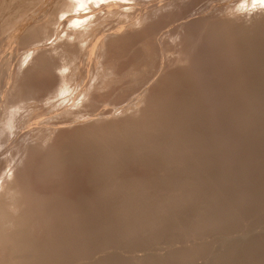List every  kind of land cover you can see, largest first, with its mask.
I'll return each instance as SVG.
<instances>
[{"label":"rangeland","instance_id":"1","mask_svg":"<svg viewBox=\"0 0 264 264\" xmlns=\"http://www.w3.org/2000/svg\"><path fill=\"white\" fill-rule=\"evenodd\" d=\"M11 1H12V3H11ZM14 1H17V0H14ZM14 1L13 0H7L6 6L5 5L3 6V4H0V7H2V8H0V12H1L0 15H2L1 18H0L1 19L0 20V27L4 26L5 25V22L6 23L8 22V19L11 22L12 19L11 18H8L7 16H9V14L12 11H16V7H17L16 4H19L20 3V0H18L15 3H14ZM114 1H116L114 4H116L118 6L120 5L119 6L120 9H122L121 10L122 12L117 15V16H119V19H121L120 21H122L121 24L123 23L122 25L120 24L119 26H124L125 25L124 28L126 27L127 29H130V31L132 33V37L135 36L134 33H136L137 29H138L137 32L141 31L140 33H137L136 38L133 39L131 36L129 37L128 42H129V40H130V42L129 43L127 42V43L129 45L128 48H130L131 50L130 49H129L130 51L128 50L129 52L125 56V58L123 57L121 60H119V62L121 61L120 63L117 62L118 65L115 64V65H117L115 67V70H116L117 73L114 76L113 75H111L110 77L109 76H106L105 77L106 80H105L104 79V74H101L100 73L102 71V69L100 70L98 68L97 70H95L97 68V66H94V62L92 63V62H89V61H85V59H83V61H85V62L83 63V61H82V64L80 65L82 71L80 72V70H81L80 68H79L80 69L79 71H76V70L73 71V74H72V71L71 70H70L71 72H68V73L66 71L67 75L66 74L63 75L66 78L63 79V77L60 76V73H61L60 67L62 66L63 63H60V62H64V60H63V58H58V57L55 58L56 56H58V54L56 55V52H55V57L53 56L54 58L52 57V60H48V62L46 61V64H45L46 66L45 65H41V67H40V65H38V64L35 63L36 66H35V64H34L35 67L32 66V68H34V69H30L29 72L27 71L28 74H27V72H25L26 74L24 75L25 77L28 76L26 78H29L30 79V81H29L30 83L32 82V84L38 85L37 88L40 87L39 88L40 91H42V90H44V91L46 90L47 91V90H49V88L51 89L52 86L54 85L53 86V89H51V91L49 90V92L52 93L54 91V89H56V87H61V85H59V82L61 81V79H63L61 81L62 82V85L65 84V85H68V87L70 86V88H71L70 89L71 91L68 92V94L66 93L67 95L66 94H62V96H61L62 98L60 99L61 102L54 109L55 111L53 110L54 113L53 112H50V113L47 112V114H44L43 115V118L45 119V122L46 121L47 122L45 123L44 122V119H43L42 121L44 123H42V122L39 123L38 126H37V129H38V127H39V129L38 130H35L33 132V134L35 133L34 134L35 136L33 137V139L36 140V138L39 137V135H41V132H39L40 126L43 125V127H45V128H47V126H49L50 128H47L48 129L47 131L50 130L52 132L51 129L58 122V120H56L57 118L60 119L59 120L60 122L65 121V124H63L64 125L63 126V130H62L63 132L62 131H56L55 132L56 134L54 136H52V138H50L51 140L49 139L48 140V143L46 142L42 146L44 148V151L48 150L49 153L51 151H53V150L61 151L64 154L67 153V154L64 155L65 157H63V159H62V162L63 161L64 162L60 165V167H59L60 170L56 169V171H58V172H55V174L53 172H51V173H49V176L47 174L48 177H46V176L43 177L42 176L41 179L39 178V180H41V182H39V180L37 182V179H35L36 181L35 180H32V181H34L33 183H35V185H36V183H39V185L37 184L36 187L34 186V184L30 185V186H33L34 187L33 189L37 190L36 192L39 191L40 193H44L45 195L48 193L47 196H45V199H44L45 201H43L44 202L43 204L47 205V203H49V206H51V204L53 203L52 204L53 206H51V207H54L56 205L53 209L51 208L52 210H50V212H49V214L51 213L52 215H54V216H52L50 214V216L48 217V219L50 218V220H47V221L50 222V223H47V225L45 224V222H43V223L46 226H48V224H49L51 226V228L54 227L55 229L54 228H52V229H54L55 233H57L58 231H60L59 229L62 228L61 229L62 232L60 231L61 234H60V232H58V234H56V236H59V238L60 237L63 238V240L65 239V241H67V243L70 242L69 244H67L63 248L62 251L64 253L68 254L69 252H74V251L81 252V251H84V250L95 249L97 252L96 251L93 252V250H92V254L93 255L89 256V258L92 257V256L94 258L95 257L102 258V256L104 257L105 255L110 257L109 259H107L106 256H105V259H102V260L101 259L99 260V258H98V260H99V261L97 260L98 263L97 262L95 263V260L97 258H95V259L93 258V260H92V258H90V260L89 259L88 260H85L86 263L88 262V264H93V263L94 264H112V263L113 264H121V263L122 264L123 263L125 264V263H128V262H129V264L130 263L131 264H134L138 260L140 261V259L142 257L140 259H138L137 257H133V258L136 259L135 262H134L135 259L132 260L130 257L131 256H134L135 254H138V257H139L140 256L139 255L140 252H141V255H143V258H142V260H144L143 261V264H145V263L146 264H160V263L161 264H177V263L178 264H194V263L195 264H211V263L208 262L209 261L208 258L210 256H212L213 254H215L216 256H219V254H220L221 257H222V256H224L226 254V252H227L226 250H228L226 248L227 245L226 244L222 245L221 241H218V240H221L222 238H224V239H222L223 242H224L226 236L229 239L230 238L234 239V238L239 237L240 235H243V233L246 234L248 232V230H249V232H248L249 234L251 232L252 233L250 235L247 234L248 236H247L246 239H244L242 241L243 242V245L239 247L240 249L238 248L237 249L238 251H237L236 250V247H235V252L234 253L236 254L237 259L236 258H232L233 259V262L230 260L231 263L228 260H227V262H226V260H224L223 263L224 264H250V263L251 264H263L264 262L262 260H264L263 259L264 258L263 257L264 256V233H262L261 231H260L261 232L260 233L259 232V229L261 230L262 228H264V190H263L264 189V174H263L264 173V163H262V162H264V155H263L264 154V149H262V148H264V144H263L264 143V133H263L264 131L262 130V129H264V124H263L264 123L263 122L264 121V119H263L264 116H260V115H263L260 112L263 111V113H264V105L260 106V108L262 109V111H260L261 110L260 108H259L260 110H256V111L254 110L253 111V108H254V106L255 107H257V106L259 107V105H257L258 103H264V101L262 100V99H264V85H263L264 84V75L262 73V70L264 69V66L262 65V64H264V62H263V60H264L263 53L264 52L261 51L262 54H260L261 52H259L260 51L259 49H261V50L263 49L264 50V12H262V11L255 12V11H258L259 10V7L264 6V2L262 0H259V1L257 0V2L261 3V4H258L256 2V0L255 1L254 0H181V1L180 0H175V1H171V2H169L168 0H140L141 2L138 1V0H136V1L134 0L135 2H138V3H135L133 0H130L131 2L129 0H122V3L119 2L121 0H114ZM124 1H128L127 2L128 4L127 3H124ZM243 2H244L243 6H245V4H251L252 3L251 6L248 5L247 9H245L246 7L245 8H242V10L243 9L248 10V11H246L247 14H246V12L244 10L242 11L241 9L239 10L240 12H238L237 14H235L236 18H235V16L233 17L229 13H225V12H228L229 10H231V7H233L235 4H240V3H243ZM253 2L256 4V6H255V4ZM109 3H110L111 6H114V5H112L113 4L112 1H110V0H109V2H107V4L105 2V5H109ZM133 3H134V6H136L138 8V10L136 11V13H134V14L132 13L131 15H129V13L128 14H125V13H127V12H125V9H127L128 7H132L131 5H133ZM141 3H143V5H141ZM11 4L12 5L14 4L13 7H15V5H16V7L13 8L12 6L11 7L9 6V8H8L7 6L8 5H11ZM121 4H123V5H121ZM135 4H139V5H135ZM158 4H163V6H162V8H160L158 10H155L156 12H154V9L152 7L155 6V5H158ZM165 4H167V5H165ZM173 4L175 5V7H174ZM164 5H165V7H164ZM178 5H180V6H178ZM258 5H260V6L258 7ZM123 6H126V7L123 8ZM166 6L169 7V8H167ZM249 6H250V9H249ZM4 7H5V9H3ZM178 7H179V9H178ZM139 9H140V12H139ZM222 9L223 10L224 9L225 10L227 9V10L226 11L224 10L225 12H223ZM220 10L222 11V13H220ZM150 11H151V13H149ZM177 11H179V12H177ZM141 12H142V14H141ZM143 12H144V15H143ZM6 13H8V14H6ZM145 13H147L146 16H145ZM152 13H154V14L156 13L155 14L156 16H152V15H154ZM219 13H220V15H219ZM224 13L226 14V16H225ZM13 14H12L11 17H15L16 16V13H15L14 16H13ZM122 14H123V16L121 17ZM136 14H138L137 15L138 18L136 17ZM149 14H152L151 17L149 16ZM126 15H129V16H126ZM186 15H188V17L185 18L186 21H191V19L193 20V19H198V18H200L201 20L202 19H205V18H208V20L205 19L206 21L205 20H202V21L200 20V22L197 23V24H199V27L202 28V29H200L198 27L199 28L198 29V32L196 31V34L198 36L195 35L194 32H193V34L195 36L193 34L192 35L190 34L191 33L190 32L191 30H190V27L187 26V24H185V25H183L181 27L178 26L183 21H185L184 18H183L184 20L181 19V21L179 20V18L180 17H183V16H186ZM227 15L229 17L234 18V19L227 18L228 17ZM178 16H179V18H178ZM210 16H212V17L215 16L216 17V19H215L216 21L214 20V18L212 20L211 19L212 17H210ZM135 18H137V19L135 20ZM141 19H142V21H141ZM144 19L146 21H144ZM126 20H128L129 22L127 21L128 22L127 23ZM137 20L140 21V22H137ZM177 20H179L180 22L177 21ZM100 21H102V20H100ZM147 21H149V22H147ZM10 22H8V23H10ZM109 22L110 21L105 22V23H107V25H108ZM133 22L137 26H135L133 24ZM141 22L143 23V25L141 24ZM95 23L98 24L97 22H95ZM99 23H101V22H99ZM65 24H66V26L63 25L64 27L61 26L62 24L60 25L61 29L64 30V31H66V30H69L70 31L69 24H68V26H67V23H65ZM104 24H102V25L103 26H106ZM130 24L132 26H130ZM138 24H141L139 26L143 30L145 29L144 32H143V35L141 34L143 30L138 26ZM153 24L155 25V27L153 28L154 31L152 29V27L154 26ZM159 24H160L161 28H160ZM99 25H101V24H98V27H99ZM103 26H101V28L99 27V29H102ZM156 26L158 27V29H156L157 28ZM66 27H68V28L66 29ZM106 27H108V26H106ZM126 28H125V30H126ZM150 28H151V30H150ZM155 29L158 30V31H155ZM211 29H212V31H211ZM149 30H150V32H149ZM177 30L179 32L181 31L182 33L177 32ZM218 30L219 31L221 30L222 32L219 33ZM133 31H134V33H133ZM207 31H209V32L207 33ZM66 32H68V31H66ZM152 32H153V35H152V38H151L150 37V34ZM214 33L215 34L217 33V35H219V34L221 35L222 34V36L224 35L225 38L223 37V39H215V37H214L215 34ZM140 34H141L142 37L140 36ZM166 35H167V37H164ZM188 35H190V36H188ZM169 36L170 37L172 36V37L170 38ZM203 36H206V38L204 37V40H203ZM5 37H7V35ZM183 38H185L184 39L185 42H184ZM191 38H192V41L193 42L191 41ZM6 39L8 40V37L4 39L3 45H6L5 43L8 42ZM156 39H157V41H156ZM178 39L179 40L181 39V40L178 41ZM131 40H133V41L136 40L138 43L136 41L133 43V41H131ZM246 40L248 41V43H247ZM49 41H48V43L46 42V47L47 48L48 47L50 48V46L52 47L53 45H55V44H52V42H54L53 40L52 41L49 40ZM194 42H195V44H194ZM190 43H192V46H190L191 45ZM228 43H229V46H228ZM246 43L249 44V45L246 46ZM130 44H132V47L133 48H131ZM17 45L18 44L16 42H13L10 45H7L8 48L6 46H4V47L1 48V46H0V50L5 49V50H2V51H5L4 54L0 53V59L1 58L4 59V55H5V58L8 59V61L10 62V65H11L12 68H14L15 65H18V63L24 58L25 50L22 49L23 47H19ZM48 45H50V46H48ZM221 45H223V46H221ZM252 45L255 48H258L257 49V50H259L258 53L256 52L257 50ZM188 46H190V48ZM41 47L42 46H40V48ZM154 47H157L158 50H156V48H154ZM218 47H219V49H218ZM224 47H226V48H224ZM159 48H162V50H164V51L162 52ZM211 48H212V50H211ZM237 48H238V50H237ZM251 48H253L252 51H251ZM220 49H224V50H220ZM216 50H217V52H216ZM220 51H222V53ZM250 51L251 52H254L255 54L257 53V55L260 54L261 57L260 56H256V55L255 56H252V53L250 54ZM239 52H241L242 54H240ZM134 53H136V54L134 55ZM176 53H178V54H176ZM204 53H206V54H204ZM233 53H234V55H233ZM246 53L250 57L248 55H246ZM254 53H253V55H254ZM6 54H9V55H6ZM106 54H107L106 51H104L103 52V57L101 56L103 58V60H104L103 63L104 62L105 63H108L107 62L108 61V58L107 57H104ZM237 54H238V57L236 58ZM36 55L37 54H35V56L33 57V59L36 58ZM232 55H233V59H232L233 61L230 62V63L228 62V64L225 65V68L226 67L227 68L225 69L224 73H220V75H217V71L216 70L218 69V67L220 65L219 63L220 62L223 63L224 60H226V58L228 59L230 57V59H231L232 58ZM43 56L45 57L46 55H43ZM136 56H137V58H136ZM186 56H187V58H186ZM203 56H205V57H203ZM234 56H235V59H234ZM244 56H245V58H247V56H248L249 60L248 59L245 60ZM251 57H256L255 59L252 58L253 59V62H252ZM9 58H11V60ZM106 58H107V60H106ZM3 59H1L0 65H1ZM53 59H55V61ZM56 59H57V61H56ZM58 59H59V61H58ZM29 60H30V58H29ZM29 60H28V62H31L32 61V57H31V60L30 61ZM133 60H134V63H133ZM247 60H248V62H247ZM12 62H13V64H12ZM257 62L258 63L261 62V66L262 67H259V64ZM48 63L51 64V65H54L55 68H53ZM124 63H126V64H124ZM212 63H213V65H212ZM56 64L58 66H55ZM253 64H254V66H257V69L258 68L259 69L260 68L261 69L263 68L261 70V74H259L260 70H257L256 67L254 68V71H253V67H254ZM83 65H85V66H83ZM26 66H28V63L26 64ZM37 66L39 67V69L42 72H40L39 69L38 70L36 69V68H38ZM42 66H43L44 69H41ZM87 66H88V68H87ZM118 66L120 67L121 70H119V67ZM242 66L244 68L247 67L246 68L247 70L246 69L243 70ZM93 67H94V70H93ZM15 68H16V66H15ZM248 68H249L250 72H249ZM54 69L57 70V71H54L53 72ZM89 69H90L91 72L89 71ZM131 69H132V71H131ZM58 70H59V72H58ZM30 71H32V72H30ZM36 71H37V73H36L37 74V77H39L40 79L36 77V75L34 73ZM45 71H46L47 75H49V76H46ZM95 71H97V72L99 71L98 74H95V73H97ZM52 72L54 73V75L51 74ZM92 72L94 74H92ZM129 72H130L131 76H130ZM234 72H235V74H234ZM263 72H264V70H263ZM32 73H33V75H32ZM56 74L57 75L59 74V75L56 76ZM125 74H127V75H125ZM152 74H154V79L148 84L149 88H148V86H146V88H147L145 90L146 92H144L140 96V98L138 100L136 98V97H138V95H136V97H133V96L132 97H126L127 99H124L125 98L124 96H123V98H122V96H120V95H125L126 94L125 93L126 90L124 91L122 89L128 88L129 85L132 84V82H130V84L127 85V83L129 81H131V80L134 79L133 80V83H134L135 80L137 81L140 78L148 77V76H150ZM155 74H157V75L155 76ZM44 75L46 76V78H45ZM83 75L86 78V79H84V84L89 81V79L92 77V75H93V77H95L94 75H96L97 79H96V81L94 82V85H93L94 86L93 87L94 90H93V88H91V90H89L90 95H89V93H88V95L93 99V101H94L95 97H97L98 95L101 96V100L103 99V101H106V103H104L105 104L104 106L99 105L98 102H97V105L95 104L97 106L96 108L95 107L92 108V106L90 107V105L88 107V104L90 103V100L87 99L89 102H87L86 100L83 101L82 100L83 97H80L79 96L80 95V87L79 86H81V82L83 81V78H82ZM98 75H100V76H98ZM211 75H212V77H211ZM245 75H246V77H244ZM30 76L31 77L33 76L34 79L33 78L31 79ZM59 76L61 78V79L58 78L60 81L56 79ZM134 76H135V78H134ZM233 76H235V77H233ZM256 76H257V78H256ZM259 76H261L263 78H260ZM22 77H21V81H28L29 80V79H26V78L24 79V77L23 78ZM51 77H52V79L54 77V79H53L54 82H51L52 81L51 80ZM237 77H239L240 79L237 78ZM68 78L70 80H68ZM130 78H132V79H130ZM245 78H246V80H245ZM250 78H252V79H250ZM22 79H24V80H22ZM38 79H39L40 82L38 81ZM127 79H128V81H127ZM232 79H234L235 81L232 80ZM243 79L245 80V82H244ZM257 79H259V80H257ZM229 80H230L231 83L233 81V83L231 84L230 82H228ZM37 81H38V84H37ZM47 81L50 82L51 84L50 83H47ZM55 81H59V82L56 84ZM241 82H243V85H241L242 84ZM39 83H41L42 86H40ZM46 83L49 86H51V87H49ZM96 83L98 84V86H97ZM102 83H103L104 88L102 86ZM239 83H240V85H239ZM84 84H82V85H84ZM43 85L45 86V88L43 87ZM106 85H108V86H106ZM230 85L233 86V88L236 87L237 85H239V87L237 86L236 90L234 89L235 92H236L235 94H234L233 91H230V89L233 90V88H231ZM47 86L49 88H47ZM105 86L107 88H105ZM41 87H43V88H41ZM97 88H98V90H97ZM189 88H190L191 91L189 90ZM228 88H229V90H228ZM218 89H220V90L222 89L223 91H224V89H226V90H228V92L227 93H224L222 90L220 92V91H218ZM249 89H250V91H249ZM186 90H187V92H186ZM192 90H193V92H192ZM44 91H42L44 94H50V93H47L48 91L47 92L46 91L44 92ZM247 91H248V93L250 95L248 93H247L248 95L245 93ZM256 91H259V93L256 92ZM213 92H215L216 94L215 93L213 94ZM222 92L224 94H222ZM254 92H256V93H254ZM219 93L221 95H218ZM251 93H253V95ZM168 94H169V96H168ZM225 94H228V95H225ZM237 94H238V96H237ZM223 95H224V97H223ZM260 95H261V97H260ZM162 96H164L165 99L162 98ZM166 96L169 97L170 99L169 98L166 99ZM225 96L226 97L228 96V97L225 98ZM78 97H80V98H78ZM160 97L164 100V103L165 102H168V103L164 104ZM214 97L215 98H218V100L220 102L215 103L214 99L213 100L211 99V98H214ZM234 97H235V99H234ZM118 98H120V99L122 98V99H124V101L122 103H120V101H122V99L120 100ZM132 98H133V100H132ZM220 98H222L223 100L220 99ZM243 98L244 99L247 98L246 101ZM158 99H160V100H158ZM131 100H132V102H131ZM242 100H243V102H242ZM129 101H130V103H129ZM212 101H214L213 104H216V105H213L212 104ZM232 101H233V104H231ZM251 101L252 102L254 101V102L252 103ZM207 102H208V104H207ZM101 103L102 102H100V104ZM160 103H161V106L159 107L158 104L160 105ZM228 103H230V104H228ZM86 104H87V106H86ZM120 104H122V105H120ZM155 104L159 108H161V110H162V111L161 110L158 111L161 114H159L158 112L157 113L155 112L156 114L154 113L155 115H157V114L159 115V116L157 115L158 116L157 117V122L159 123V126L160 127H157V128L158 129L160 128L161 130L160 129L158 130L156 128L155 130H151V132L148 133V135L149 136L150 135L153 136L155 134L153 136L154 138L151 137V136L149 137V138L155 139L154 141H156L157 136L158 137H161V140H160V138H158V139H159L160 142L162 140L164 141V143L162 144L163 146L167 143L164 147L167 148V149H169L168 152H167V149H165L162 145H160L161 146V148H160L158 144H161V143L158 142V143L154 144V147H152V149L149 146L148 147L146 146L147 147L146 150L147 151H151V150H153V148H155L158 145L159 149H163V151L162 150L160 151L159 149L155 148L156 151L155 150H154L155 152L152 151L151 155H145L144 153H145L146 150H144V149L146 147L144 148V146H143L144 153L141 152L142 151L141 148L139 150V152H141L142 155L141 154H138L139 152H137V157L136 156H133V155L132 156L131 155H128V156L125 155L124 157L119 158L120 160L117 159L118 162L116 160H114V161H116V163L118 165L115 164L114 166H112L115 163L113 161V164L111 165L110 169L109 168L108 169H105V170H103V172L102 171H98V172L94 171L89 162H91L92 160H93V162H96V159H97V162H101L102 160L104 161L105 159L107 160V158H110V157H108V156H110V154L108 155V152L109 151L110 152L111 151H114L113 149H118V147L119 148H122L126 144H127V148H129V147H131L134 144V143L131 144L132 142H134L133 140H132L131 143H128L129 141L128 142L127 141H124V142H122V145L121 144L119 145L118 143L117 144L116 143H113V144H110L109 143V145H110L111 148L110 147L107 148L105 146V143H104L106 137L107 136L109 137L110 135L113 134V132L115 133V131H118L117 129H120L121 128L120 126L123 125L122 127H124V125H127V123L128 124L129 123L130 124L133 123L135 125V124L140 123V122L145 123V122H147L149 120V118H150V120L154 119V118H152V116H150V114H151V111H153L154 108L157 107ZM247 104L249 106L246 107ZM253 104H254V106H253ZM115 105L117 106L116 108H115ZM119 105H120V107L123 106L125 108L122 107L123 108L122 109V108L118 107ZM151 105H153V107ZM186 105H187V109H186ZM235 105H237V107ZM250 105H252V106H250ZM177 106H179V107H177ZM210 106L211 107L212 106H217L216 107L217 109L215 107H212L213 109L215 108L214 110H212V108ZM163 107H164V109H162ZM258 107H257V109H258ZM114 108H115V110H114ZM177 108H178L179 111L177 110ZM250 108H251V110L253 112H255L254 114H252V116H251V112L252 111L248 112L250 110ZM112 109H113V112H112ZM150 109H152V110L150 111ZM174 109H175V112L176 113L173 111ZM180 109H182V110H180ZM247 109H249V110L246 112ZM170 110H172V112ZM85 111H87V112H85ZM55 112H57V114ZM257 113H259L260 115H258ZM68 114H70L69 117H68ZM78 114H80V115H78ZM255 114H256V116H254ZM85 115H87V118H86ZM81 116H82V118H80ZM183 116H185V117H183ZM147 117H148V120H147ZM141 118L143 119V121H142ZM53 119L55 120L54 122H56V123L53 122ZM181 119L183 120V122L181 121ZM48 120H51L54 124H51L52 122L49 123ZM258 121H260V122H258ZM150 122H153V121H150ZM165 123L167 124V126H166ZM247 123L251 124V127L252 128H250L249 124H247ZM142 125H144V124H142ZM256 126H259V127H256ZM43 127H41V129H43ZM65 127H66V129H65ZM45 128H44V130H46ZM162 128H164V129H162ZM169 129L170 130L172 129V131H170ZM36 131H37V134H36ZM110 132L112 134H110ZM175 132H176V134H175ZM53 134H54V131H53ZM162 134H163V136H162ZM174 134H175V136H174ZM182 134H184V135L186 134V135L184 136ZM259 134H261V135H259ZM188 135H189V137H187ZM243 135L245 137H243ZM256 135H259V136H256ZM165 136H167V137H165ZM250 136H251L252 139L249 138ZM174 138H176V139L178 138V139L176 140ZM241 138H242V140H240ZM260 138H262L263 141H261ZM158 139H157V141H158ZM198 139H200L201 141L198 140ZM17 140L18 139H15L12 143H11V141L9 143H7V148L10 147V150L13 148L12 149V150H14L13 153L14 152H17L19 150H22L24 148L23 146L26 145V142L24 144V142L22 143V141H21L22 144H19L18 143L19 141L17 142ZM19 140H22V139H19ZM168 140H169V144L167 142ZM215 140H216V142H215ZM259 140L261 141V143H260ZM100 141L101 142L103 141V143H101ZM170 141H171V143L172 142L173 143L176 142V143H174V145H172L173 143L170 144ZM178 141L179 142L182 141V142H180L181 144ZM208 141H210V142H208ZM238 141H240V142H238ZM14 142H16V144L18 143V145L16 146ZM34 142L35 141H33L32 143H34ZM252 142H253V145L254 146L252 145ZM210 143H212V144H210ZM100 144H101V146L104 145L106 148H104V146H102L100 148ZM14 145L16 146L15 147L16 149L14 148ZM19 145H22V146L20 147ZM117 145H119V146H117ZM129 145H131V146H129ZM170 145H172V147ZM256 145H258V146H256ZM166 146H168V147H166ZM175 146H178V147L175 148ZM17 147L20 148V149L18 150ZM94 147H96L97 151H96V149H94ZM98 148H100V149L103 148V151L101 150L102 152L100 153L99 152L100 149L98 151ZM251 148H253V149H251ZM80 149H83L84 152H85L86 149H88V150L91 149V151L89 150L90 151L89 152L87 150V153L88 154L86 152H85L86 153L85 154L83 152V150H80ZM105 149H110V150L107 152V150H105ZM218 149H219V151H218ZM77 150H79V151L77 152ZM94 150H95V152H92ZM260 150H262V151H260ZM72 151H76V152H72ZM157 151H159V153H157ZM82 152L84 154H81ZM44 153H45V155H47L46 154L47 151L44 152ZM148 153L150 154V152H148ZM73 154L76 155V156H73ZM92 154H94V155L96 154V155L94 156ZM81 155H83L82 156L83 158L81 157ZM89 155H91V157H93V159H91L90 161H89V159L91 157ZM138 155H139V157H138ZM254 155H256V156H254ZM5 156L6 155L2 156V158L4 159ZM77 156H80V158H78ZM129 156H131V157H129ZM85 157H86L87 160L85 159ZM94 157L96 159H94ZM259 158H261L263 161L261 159H259ZM146 159H148V160H146ZM257 159H258V161H257ZM80 160H82V161L80 162ZM66 161H68V162H66ZM84 161H86V162H84ZM204 161H207V162H204ZM255 161H257V163H258L259 166H256L257 164H256ZM122 162L124 163V165H123ZM259 162H260V164H259ZM82 163H83V165H82ZM209 163H211V165ZM67 164L69 166H67ZM120 164H122V165H120ZM126 164H127V166H126ZM214 164H215V166H214ZM253 165H255L256 167L253 166ZM251 166H253V167H251ZM257 167H258V169H257ZM8 169H9V167H8ZM190 169H191V171H190ZM229 171L230 172L233 171V172L230 174ZM234 172L237 173V174L236 175H233V174H235ZM224 173H226V174L224 175ZM99 174H100V176H99ZM102 174H103V176H102ZM199 174L202 175V176H200ZM228 174H229V176H228ZM247 175H249V176H247ZM30 176L32 178V174ZM210 176H211L212 179L210 178ZM222 176L224 177V179H223ZM234 176L235 177L237 176V177L234 178ZM110 177L112 179H114V181ZM190 178H192L191 179L192 182L190 181ZM197 178H198V180H197ZM245 178H246V181H248V182H245V180H244ZM247 178H249V179H247ZM109 179L111 181H109ZM214 179H215V181H214ZM236 179L239 180V181L236 182ZM102 180H104L105 182L102 181ZM249 180L252 181V182H250ZM32 181H31V183H32ZM44 181H45L44 185L46 184L45 185V188L48 189V191L45 189L46 192H45L44 186L42 184ZM108 181L110 183H108ZM178 182H180V183H178ZM219 182H220V184H219ZM233 182L234 183L236 182V184L233 185ZM99 183H101V185ZM123 183H124V185H123ZM247 183H248V185H246ZM251 183H252V185H251ZM253 183H254V185H253ZM258 183H260L261 185L258 184ZM103 184L104 185L107 184V185L106 186H103ZM194 184H196V185H194ZM216 184H218L219 186L216 185ZM238 184H239V187H238ZM220 185H221V187H220ZM259 185H260V187H259ZM47 186H49V187H47ZM240 186H241V189L242 190L240 189ZM251 186L254 187L255 190H253V188ZM128 187H134L136 189V191L134 190V192H130L131 190L133 191L134 188L133 189H129ZM142 187H144V188H142ZM100 188H102V190ZM103 188L105 189V191H104ZM233 188H236L237 190L236 189H233ZM244 188L245 189H250V191L252 189V191L249 193V190H245ZM184 189H185V191H184ZM100 190H101L102 193H100ZM208 192H210V194ZM220 192L221 193L223 192L222 194H224V195L220 194ZM258 192L260 194H257ZM55 193H58V194H55ZM202 194H203V196H202ZM250 194H252L251 197H250ZM254 194H255V196H254ZM127 195H128V197H127ZM207 195H208L209 198H207ZM49 196H50V198H49ZM224 196L226 197L225 199H223ZM262 196H263V198H262ZM212 197L214 198V200H213ZM189 198H191V199H189ZM199 198H200V200H199ZM229 198L232 199V200H230ZM140 200H142V201H140ZM218 200L219 201L221 200V201L218 202ZM258 200H259V202L257 204V201ZM131 202H132L133 208H136V209H139V210L133 209L132 206L129 205ZM182 202H183V204H180ZM198 202H199V204H198ZM237 202H238V205L240 207L237 205ZM76 203H77V206H76ZM153 203H155V205ZM235 203H236V205H235ZM58 204H61L60 207H59ZM152 204L154 205L153 206V209H152ZM184 204H185V207L183 206ZM228 204H230V205H228ZM126 205H128V207ZM138 205H139V208H138ZM140 205H141V207L142 206H145L144 209L143 208H140ZM148 205L149 206L151 205L150 206L151 209L149 208ZM196 205H198V207ZM224 205L226 206V208H225ZM194 206L196 207V209H194L195 208ZM206 206L209 207V208H207ZM227 206H230V207H227ZM200 207H201V209H200ZM231 207L232 208L235 207L234 210ZM125 208H127V209H125ZM160 208L161 209L163 208L162 212H161V209ZM188 208H190V210ZM221 208H222V210H221ZM229 208H231V209H229ZM197 209H199V210H197ZM54 210H56V211H54ZM212 210H214V212H211ZM236 210H237V212H236ZM197 211H198V213H196ZM207 211H208V213H207ZM222 211H224V212H222ZM126 212L128 214L129 213H131V214L127 215ZM230 212H231V215H230ZM213 213H215V214H213ZM72 214H74V215H72ZM196 214L198 215V217H197ZM239 214L241 216H239ZM203 216H206V217H203ZM221 216L223 217V219L221 218ZM229 216H231V219H230ZM234 216H235V218H234ZM175 217H176V219H175ZM225 217H226V219H225ZM145 218H147V219H145ZM62 219H64V220H62ZM76 219L78 221H80L81 223L78 222ZM149 219H150V221H149ZM190 219H192V220H190ZM227 219H230V220H227ZM235 219H238V220L235 221ZM65 220H67V221H65ZM74 220H76L75 221L76 223L74 222ZM137 220H139L140 222H136ZM195 220H197L198 222L195 221ZM209 220L211 222H212V220H213V222H215L217 220L220 221L221 224L223 225V226L220 227L222 229H220V228H214L211 231V229H209L210 226H211L210 225V222H208ZM177 221H179V222L177 223ZM193 221H195V222H193ZM222 221H224L223 223H225V221H228V222L225 223V224H223ZM229 221H230V223H232L234 221L233 222V225H228V224H230ZM77 222H78V224H77ZM180 222H181V224L183 226L182 225H179ZM202 222L203 223L206 222V224L208 223L207 226H206V228L209 225L210 226H209V228L205 229V231H203V233H199L200 235H202V236H200L198 234V232L196 233V229H194V228H196V226L198 228V226H200V225H204L205 226L206 224L205 223L203 224ZM38 223L39 222H37V224ZM43 223H42V221L40 222V224H39L40 227H41V228L39 227L40 229L37 227L38 225L37 226L34 225L36 227L35 228L33 226L34 229L32 227V231L31 232H33L32 233V235L34 234L33 236L39 237L38 234L39 233L41 234V232L45 231L43 229H46V226H45V228H43ZM170 223L171 224L173 223V224L171 225ZM175 223H177V225ZM74 224L77 225V228H75L76 226ZM141 224H142V226H141ZM191 224H193V225L191 226ZM70 225H72V226H70ZM50 226H48V228ZM129 226H131V227H129ZM176 226L179 228L178 230H177V227ZM135 227H137V228H135ZM57 228H59V229L56 231ZM174 228L176 230H174ZM38 229H39V231H38ZM73 229H74V231H73ZM75 229L76 230L79 229V230L78 231H75ZM172 229H173V231H172ZM208 229H209V231H208ZM252 229L254 230V232L255 231L256 232L254 233ZM191 230L192 231L194 230V232H192ZM241 231H243V232L241 233ZM245 231H247V232H245ZM77 232H79V233H77ZM191 232H192V235H190ZM220 232H222V233H220ZM130 233H131V235H130ZM179 233H182V234H179ZM194 233L198 234V235H196L197 237H195ZM42 234H44V232ZM42 234H41V238L40 237L39 238L43 240V236L44 235L42 236ZM80 235H81V237H80ZM127 235H129V236H127ZM65 236L69 239V241L66 240L67 238H64ZM191 236L192 237H195V238H192ZM49 237L51 238V240H53V237L52 236L49 235ZM69 237H71V238H69ZM130 237H131V240H130ZM126 238H128V239H126ZM218 238H220V239H218ZM154 239H156V240H154ZM159 239L162 240V241H160ZM187 239H190V240L192 239V241L190 242ZM167 240H169V241L165 244V242ZM171 240H175V242L172 241V242H174L173 245L175 247L171 244L172 243ZM176 240H178V241L181 240L183 242H181V241H179V242L177 241L176 242ZM157 242H158V244H157ZM37 243H39V242H37ZM126 243H127V245H126ZM161 243H163L164 249H163L162 245H160L161 247L159 246V244H161ZM183 243H185V244H183ZM201 243H202V245H201ZM218 243H219V245H218ZM147 244L148 245L150 244L149 247H146L147 249L150 248V246L152 245V247L149 249L150 252L151 251L152 252L158 251V254L159 255L158 256L157 255H152V257H151L149 255L153 254L152 252L149 255L146 254L148 251H147L146 248L144 249L143 246H145ZM154 244L156 246L158 245L161 250H156L158 246L157 247H155V246L153 247ZM168 244H170V245H168ZM42 245H43V243H42ZM102 245H104L106 249L103 248L104 246L101 247ZM165 245L166 246H169L170 248L168 247V248L165 249V247H166ZM183 245H185L186 248ZM220 245H222V248H221ZM130 246H131L132 249L129 248ZM137 246L139 247V249H138ZM171 246H172L173 249L174 248H177V249H175V251L177 253L175 251H173L176 254L175 253L169 254L170 253L169 251L171 249ZM253 246H254V248H253ZM114 247H115V249H114ZM124 247H126V248H124ZM141 247H143L144 251L146 250V252H144L141 249ZM159 247H158V249H159ZM246 247H248V248L245 249ZM256 247H257V249H256ZM98 248H100V250L102 249L101 250L102 252L105 251V250H107V253L108 254H113V256L115 255L116 257L115 256L112 257V255L111 256L108 255L106 253V251L103 252V254H102V252H98V251H100V250H98ZM116 248H118V249H116ZM127 248H129L128 249V252L129 253H127V251H126ZM217 248H220V250H218L217 253H215V250ZM103 249H105V250H103ZM110 249H112L113 252H115V253L116 252H119V254L113 253L112 250H110ZM123 249H125V251ZM178 249H180L181 251L180 252L177 251ZM137 250L140 251V252L136 253ZM255 250H256V252H255ZM120 251H122V252H120ZM132 251L134 252L133 255L131 254ZM178 252L179 253H182L183 256L185 254V256L183 257L182 254H179ZM195 252L198 253V254H197L196 258L194 259L193 256H194V254H196ZM258 252H260V254ZM94 253H96V255ZM99 253H100V255L102 254V256H99ZM144 253L146 255H144ZM160 253H161V255H160ZM199 253H201L200 254L201 256H199ZM210 253H212V255ZM243 253H244V256H243ZM245 253H247L246 255H248V256H246ZM124 254L125 255L127 254V255L125 256ZM129 254H131V255H129ZM191 254H192V257L193 258L190 257ZM227 254H229V252ZM227 254H226V258H227ZM117 255H119V260L118 261H117ZM162 255H164V256H162ZM174 255H176V256H174ZM187 255L189 257H187ZM261 255H262V257H261ZM121 256H123L124 259H126V258L128 259L129 258V261L126 259L127 262L125 260L123 262V260H120V259H122ZM198 256L201 257V258H199ZM154 257H156V258H154ZM166 257H167V259H166ZM206 257H208V258H206ZM170 258L171 259L173 258L174 261H172L173 259L171 260ZM259 258H260V260H259ZM114 259H116V260H114ZM183 259H186V261L183 260ZM251 259H252V261H251ZM103 260H105V261H103ZM234 260H235V262H234ZM89 261H91V262L89 263ZM256 261H258L259 263L256 262ZM86 263H84V264H86Z\"/></svg>","mask_w":264,"mask_h":264},{"label":"bare ground","instance_id":"2","mask_svg":"<svg viewBox=\"0 0 264 264\" xmlns=\"http://www.w3.org/2000/svg\"><path fill=\"white\" fill-rule=\"evenodd\" d=\"M14 1V0H13ZM18 1V0H17ZM17 1H14V3L15 2H17ZM22 1V2H21ZM110 1H112V5H114V6H111L110 5V3H109V5H105V2H106V4H107V2H109V0H20V3L19 4H16L17 5V7H16V5H15V7H16V11H12L10 14H9V16H7L8 18H11L10 20H11V22L9 21V19H8V22H10V23H6L5 22V25L4 26H2V27H0V46H1V48L2 47H4V46H6L7 47V45H10L11 43H13V42H16L18 45L17 46H19V47H23L22 49H24L25 50V53H24V58L18 63V65H15L16 66V68H15V66H14V68H12L11 67V65H10V62L8 61V59L7 58H5V55H4V59L3 58H1V59H3L2 60V63H1V65H0V264H84V263H86V261L85 260H90V258H92V260H93V256L92 257H90L89 258V256H91V255H93L92 254V250H93V252H95L96 250L95 249H89V250H84V251H81V252H78V251H74V252H69L68 254H66V253H64L62 250H63V248L67 245V244H69V243H67V241H65V239L63 240V238H59V236H56V234H58V232H60L61 231V229H59V228H57L56 229V231L59 229L60 231H58L57 233H55V231H54V227H52V228H54V229H52L51 228V226L48 224V226H50L49 228H48V226H46L47 225V223H50V222H48L47 220H50V218L48 219V217L50 216V214H49V212H50V210H52L54 207H51V206H53L52 204H51V206H49V203H47V205H45V204H43L44 202L43 201H45L44 199H45V196H47V194L45 195L44 193H40L39 191L38 192H36L37 190H35V189H33L34 187L33 186H30V185H32V184H34V186L36 187V185L38 184L39 185V183H36V185H35V183H33L34 181H32V180H35V179H37V182H38V180H39V178L41 179V177L43 176H46V177H48L49 176V173H51V172H53L54 174H55V172H58V171H56V169H58V170H60L59 169V167H60V165L64 162H62V159H63V157H65L64 155L65 154H67V153H62L61 151H58V150H53V151H51L50 153L48 152V150H46L47 151V155H45V153L44 152H46V151H44V148L42 147L46 142L48 143V140L50 139V138H52V136H54L56 133V131H62L63 130V124H65V121H62V122H60L59 120V118H57L56 120H58V122L56 123V122H54L55 120L53 119V122L54 123H56L55 124V126L51 129L52 130V132L49 130V131H47L48 129L47 128H50L49 126H47V128H45V127H43V125L42 126H40V130H39V132H41V135H39V137H37L36 138V140H34L33 139V137L35 136L34 134H33V132L35 131V130H38L39 129V127H38V129H37V126H38V124L39 123H44L45 122V119L43 118V115L44 114H47V112L48 113H50V112H53V110L57 107V105L61 102L60 101V99L62 98L61 96H62V94H68V92H70L71 90V88H70V86L68 87V85H62V80L63 79H65L66 77H64L63 75H67V73L68 72H71L72 71V74H73V71H79L80 69H81V67H80V65L82 64V61H83V59H85V61H89V62H94V66H97V68L95 69V70H97L98 68L101 70L102 69V71L100 72L101 74H104V79L106 80V76H111V75H115L117 72H116V70H115V67L118 65L117 64V62H119V60H121L123 57L125 58V56L128 54V52L131 50L130 48H128L129 47V45H128V43L130 42V40H129V42H128V39H129V37L131 36L132 37V33H131V31H130V29H127L126 27V30H125V28H124V26H119L120 24H121V22L122 21H120L121 19H119V16H117L118 14H120L122 11V9H120V5L118 6V5H116V4H114L116 1H114V0H110ZM114 1V2H113ZM130 1V0H129ZM134 1V0H133ZM136 1V0H135ZM134 1V2H135ZM138 1H140V0H138ZM169 2H171V1H175V0H168ZM181 1V0H180ZM255 1V0H254ZM259 1V0H258ZM263 2H264V0H262ZM120 3H122V0L121 1H119ZM128 1H124V3H127ZM131 2V1H130ZM129 2V3H130ZM141 2V1H140ZM139 2V3H140ZM145 2V1H144ZM166 2V1H165ZM168 2V3H169ZM206 2V1H205ZM250 2V1H249ZM252 2V1H251ZM256 2H257V0H256ZM11 3H12V1H11ZM135 3H138V2H135ZM167 3V4H168ZM173 3V2H172ZM171 3V4H172ZM176 3V2H175ZM254 3V2H253ZM258 4H261V3H259V2H257ZM0 4H3V6L5 5L6 6V4H7V0H0ZM118 4V3H117ZM128 4V3H127ZM126 4V5H127ZM167 4H165V5H167ZM170 4V3H169ZM235 4V3H234ZM243 4H244V2L243 3H240V4H235L233 7H231V10H229L228 12H225L223 9H222V11L223 12H225V13H229L230 15H232L233 17L235 16V14H237L238 12H240L239 10L241 9L242 10V8H245V9H247V7H248V5H252V3L251 4H245V6H243ZM255 4V3H254ZM253 4V5H254ZM14 5V4H13ZM13 5L11 4V5H8L7 7L9 8V6L11 7H13ZM121 5H123V4H121ZM135 5H139V4H135ZM141 5H143V3H141ZM147 5V4H146ZM165 5H164V7H165ZM174 5V4H173ZM172 5V6H173ZM213 5V4H212ZM132 7H128L127 9H125V12H127V13H125V14H128L129 13V15H131L132 13L134 14V13H136V11L138 10V8L136 7V6H134V3H133V5H131ZM153 6V5H152ZM162 6H163V4H158V5H155V6H153L152 8L154 9V12H156L155 10H158V9H160V8H162ZM178 6H180V5H178ZM250 6H249V9H250ZM255 6H256V4H255ZM260 5H258V7H259ZM6 7V8H7ZM15 7H13V8H15ZM126 6H123V8H125ZM141 7V6H140ZM139 7V8H140ZM146 7V6H145ZM167 7V6H166ZM174 7H175V5H174ZM0 8H2V7H0ZM122 8V7H121ZM151 8V7H150ZM167 8H169V7H167ZM173 8V7H172ZM256 8V7H255ZM3 9H5V7L3 8ZM120 9V10H119ZM141 9V8H140ZM140 9H139V12H140ZM148 9V8H147ZM176 9V8H175ZM178 9H179V7H178ZM245 9H243L245 12L246 11H248V10H245ZM11 10V9H10ZM124 10V9H123ZM242 10V11H243ZM254 10V9H253ZM153 11V10H152ZM174 11V10H173ZM181 11V10H180ZM202 11V10H201ZM222 11L220 10V13H222ZM259 11H262V12H264V6H262V7H259V10L258 11H255V12H259ZM161 12V11H160ZM176 12V11H175ZM177 12H179V11H177ZM254 12V11H253ZM15 13H16V16L15 17H11L12 16V14H13V16L15 15ZM138 13V12H137ZM149 13H151V11L149 12ZM164 13V12H163ZM220 13H219V15H220ZM224 13V14H225ZM0 14H1V12H0ZM6 14H8V13H6ZM5 14V15H6ZM141 14H142V12H141ZM146 14L147 13H145V16H146ZM152 14H154V13H152ZM152 14H149V16L151 17V15ZM156 14V13H155ZM152 15V16H156V15ZM177 14V13H176ZM179 14V13H178ZM246 14H247V12H246ZM4 15V14H3ZM129 15H126V16H129ZM137 15L138 14H136V17H137ZM143 15H144V12H143ZM181 15V14H180ZM1 16L2 15H0V18H1ZM123 16V14L121 15V17ZM225 16H226V14H225ZM228 16V15H227ZM4 17V16H3ZM188 17V15H186V16H183V17H180L179 18V16H178V18H179V20L181 21V19L182 20H184L185 18H187ZM210 17H212V16H210ZM138 18V17H137ZM137 18H135V20L137 19ZM144 18V17H143ZM148 18V17H147ZM146 18V19H147ZM154 18V17H153ZM152 18V19H153ZM177 18V19H178ZM184 18V19H183ZM213 18H214V20L216 19V17L215 16H213L211 19L213 20ZM227 18H231V19H234V18H232V17H227ZM235 18H236V16H235ZM4 19V18H3ZM2 19V20H3ZM7 19V18H6ZM129 19V18H128ZM151 19V18H150ZM173 19V18H172ZM205 19H207L208 20V18H205ZM205 19H202V20H205ZM210 19V18H209ZM210 19V20H211ZM219 19V18H218ZM1 20V19H0ZM100 20H102V21H100ZM149 20V19H148ZM155 20V19H154ZM175 20V19H174ZM179 20H177V21H179ZM200 18H198V19H191V21H186V19H185V21H183L180 25H178L179 27H181V26H183V25H185V24H187V26H189L190 27V34L192 35L193 34V32L195 33V35H197L196 34V31L198 32V29L200 28L199 27V24H197V23H199L200 22ZM201 20V21H202ZM209 20V21H210ZM237 20V19H236ZM108 22V21H110L109 23H108V25H107V23H105V22ZM125 21V20H124ZM128 20H126V22H127ZM141 21H142V19H141ZM144 21H146L145 19H144ZM179 21V22H180ZM206 21V20H205ZM216 21V20H215ZM224 21V20H223ZM67 23V26H68V24H69V28H70V31L69 30H66V31H68V32H66V31H64V30H62L61 29V27H60V25L61 26H63V25H65L66 26V24L65 23ZM95 22H97L98 24H101V25H99V27L101 28V26H103L102 24H104V25H106V26H108V27H106V26H103L102 27V29H99V27H98V24H96ZM99 22H101V23H99ZM104 22V23H103ZM129 22V21H128ZM127 22V23H128ZM135 22V21H134ZM133 22V24L135 25V23ZM137 22H140V21H138L137 20ZM147 22H149V21H147ZM64 23V24H63ZM146 23V22H145ZM177 23V22H176ZM205 23V22H204ZM234 23V22H233ZM123 24V23H122ZM121 24V25H122ZM137 24V23H136ZM141 24L143 25V23L141 22ZM141 24H138V26L139 25H141ZM155 24V23H154ZM153 24V25H154ZM207 24V23H206ZM247 24V23H246ZM128 25V24H127ZM208 25V24H207ZM218 25V24H217ZM221 25V24H220ZM245 25V24H244ZM130 26H132L131 24H130ZM135 26H137V25H135ZM151 26V25H150ZM159 26H160V24H159ZM201 26V25H200ZM212 26V25H211ZM223 26V25H222ZM261 26V25H260ZM64 27V26H63ZM106 27V28H105ZM140 27V26H139ZM155 27V25L152 27V29ZM157 27V26H156ZM185 27V26H184ZM199 27V28H198ZM68 27H66V29H67ZM137 28V27H136ZM141 28V27H140ZM160 28H161V26H160ZM159 28V29H160ZM61 29V30H60ZM134 29V28H133ZM142 29V28H141ZM140 29V30H141ZM149 29V28H148ZM156 29H158V27L156 28ZM155 29V31H158V30H156ZM166 29V28H165ZM173 29V28H172ZM179 29V28H178ZM200 29H202V28H200ZM132 30V29H131ZM143 30V29H142ZM145 30V29H144ZM144 30L142 31V35H143V32H144ZM150 30H151V28H150ZM150 30H149V32H150ZM162 30V29H161ZM175 30V29H174ZM188 30V29H187ZM204 30V29H203ZM210 30V29H209ZM137 31H138V29H137ZM136 31V33H134V31H133V33L135 34V36L134 37H132L133 39L134 38H136V36H137V33H140L141 31H139V32H137ZM153 31H154V29H153ZM163 31V30H162ZM200 31V30H199ZM211 31H212V29H211ZM226 31V30H225ZM224 31V32H225ZM259 31V30H258ZM148 32V31H147ZM177 32H179L178 30H177ZM176 32V33H177ZM184 32V31H183ZM209 31H207V33H208ZM214 32V31H213ZM218 32L220 33V32H222L221 30L219 31L218 30ZM217 32V33H218ZM146 33V32H145ZM156 33V32H155ZM175 33V32H174ZM179 33H182L181 31L179 32ZM187 33V32H186ZM200 33V32H199ZM203 33V32H202ZM201 33V34H202ZM217 33L215 34V39H223V37H224V35L222 36V34L220 35H217ZM133 34V35H134ZM141 34H140V36H141ZM171 34V33H170ZM228 34V33H227ZM7 35V37H8V42H6L5 44L6 45H3V41H4V39L5 38H7V37H5ZM152 35H153V32L150 34V37L152 38ZM169 35V34H168ZM178 35V34H177ZM194 35V34H193ZM194 35V36H195ZM259 35V34H258ZM159 36V35H158ZM175 36V35H174ZM180 36V35H179ZM187 36V35H186ZM188 36H190V35H188ZM198 36V35H197ZM200 36V35H199ZM226 36V35H225ZM5 37V38H4ZM142 37V36H141ZM145 37V36H144ZM143 37V38H144ZM164 37H167V35L166 36H164ZM170 37V36H169ZM172 37V36H171ZM170 37V38H171ZM192 37V36H191ZM204 37L206 38V36H203V40H204ZM4 38V39H3ZM154 38V37H153ZM182 38V37H181ZM199 38V37H198ZM225 38V37H224ZM140 39V38H139ZM177 39V38H176ZM185 38H183V40H184ZM5 40V41H6ZM49 40H53L54 42H52V44H55V45H53L52 47L50 46V45H48V46H50V48L48 47H46V42L48 43V41ZM181 40V39H180ZM179 39H178V41H180ZM182 40V41H183ZM199 40V39H198ZM57 41V42H56ZM131 41H133V40H131ZM136 41V40H135ZM135 41H133V43L135 42ZM139 41V40H138ZM156 41H157V39H156ZM160 41V40H159ZM167 41V40H166ZM191 41H192V38H191ZM224 41V40H223ZM247 41V40H246ZM50 42V41H49ZM128 42V43H127ZM137 42V41H136ZM142 42V41H141ZM170 42V41H169ZM184 42H185V40H184ZM193 42V41H192ZM206 42V41H205ZM208 42V41H207ZM138 43V42H137ZM140 43V42H139ZM182 43V42H181ZM209 43V42H208ZM247 43H248V41H247ZM246 43V46L247 45H249V44H247ZM161 44V43H160ZM173 44V43H172ZM191 45L190 46H192V43H190ZM194 44H195V42H194ZM243 44V43H242ZM245 44V43H244ZM258 44V43H257ZM263 44V43H262ZM138 45V44H137ZM164 45V44H163ZM251 45V44H250ZM40 46H42L41 48H40ZM130 46H131V48H133L132 47V44H130ZM160 46V45H159ZM158 46V47H159ZM190 46H188L189 48H190ZM194 46V45H193ZM221 46H223V45H221ZM228 46H229V43H228ZM253 46V45H252ZM256 46V45H255ZM261 46V45H260ZM137 47V46H136ZM164 47V46H163ZM227 47V46H226ZM226 47H224V48H226ZM239 47V46H238ZM254 47V46H253ZM8 48V47H7ZM17 48V47H16ZM154 48H156V50H158L157 49V47H154ZM168 48V47H167ZM244 48V47H243ZM255 48V47H254ZM263 48V47H262ZM68 49V50H67ZM130 49V50H129ZM162 52L164 51V50H162V48H159ZM218 49H219V47H218ZM242 49V48H241ZM252 49L253 48H251V51H252ZM256 50L258 49V48H255ZM2 50H5V49H2ZM2 50H0V53H2V54H4L5 53V51H2ZM129 50V51H128ZM155 50V49H154ZM204 50V49H203ZM211 50H212V48H211ZM215 50V49H214ZM220 50H224V49H220ZM226 50V49H225ZM232 50V49H231ZM237 50H238V48H237ZM248 50V49H247ZM260 50V51H259ZM259 50H257L256 52L258 53V51L259 52H261V51H263L264 52V50L262 49H259ZM104 51H106V55L104 56V57H107L108 58V63H103V52ZM136 51V50H135ZM250 51V54L252 53V56H260L261 57V55L260 54H262V52L259 54V55H257V53L255 54L254 52H251ZM254 51V50H253ZM55 52H56V55L58 54V56H56L55 57ZM140 52V51H139ZM161 52V53H162ZM172 52V51H171ZM187 52V51H186ZM216 52H217V50H216ZM221 53H222V51H220ZM233 52V51H232ZM249 52V51H248ZM247 52V53H248ZM19 53V52H18ZM180 53V52H179ZM220 53V54H221ZM240 54H242L241 52H239ZM246 53V55H248ZM253 53H254V55H253ZM20 54V53H19ZM18 54V55H19ZM35 54H37L36 55V58L35 59H33V57L35 56ZM136 53H134V55H135ZM176 54H178V53H176ZM181 54V53H180ZM204 54H206V53H204ZM249 54V55H250ZM6 55H9V54H6ZM43 55H46L45 57L43 56ZM138 55V54H137ZM188 55V54H187ZM219 55V54H218ZM233 55H234V53H233ZM233 55H232V58L230 59V57L227 59L226 58V60H224V62L223 63H219L220 65H219V67H218V69L216 70L217 71V75H220V73H224V71H225V69L227 68H225V65L226 64H228V62L230 63V62H232L233 60ZM248 55V56H249ZM263 55H264V53H263ZM55 57V58H63V60H64V62H60V63H63L62 64V66L60 67V71H61V73H60V76L61 77H63V79H61L60 78V76L59 77H55L57 80H59V79H61V81L59 82V81H55L56 82V84L59 82V85H61V87H56V89H54V91L52 92V93H50L49 92V90L51 91V89H53V86H52V88L50 89L49 87H51V86H49L47 83H50V82H48L47 81V85L49 86H47V88H49V90H45L47 93H50V94H44L42 91H44V90H42V91H40L39 90V88L40 87H38L37 88V86L38 85H34V84H32V82L30 83L29 81H30V79L29 78H26V77H28V76H24L26 73L25 72H29V70L30 69H34V68H32V66H34V64L36 63V64H38V65H40V67H41V65H45L46 64V61L48 62V60H52V57ZM61 56V57H60ZM102 56V57H101ZM141 56V55H140ZM150 56V55H149ZM168 56V55H167ZM180 56V55H179ZM183 56V55H182ZM248 56H247V58H245V56H244V58H245V60L246 59H248L249 60V58H248ZM251 56V55H250ZM249 56V57H250ZM31 57H32V61L31 62H28V60H29V58H30V60H31ZM53 57V58H54ZM166 57V56H165ZM203 57H205V56H203ZM238 57V54H237V56H236V58ZM243 57V56H242ZM107 58H106V60H107ZM135 58V57H134ZM136 58H137V56H136ZM186 58H187V56H186ZM241 58V57H240ZM243 58V59H244ZM252 58H256V57H251V59ZM1 59H0V61H1ZM10 60H11V58H9ZM21 59V58H20ZM133 59V58H132ZM157 59V58H156ZM177 59V58H176ZM201 59V58H200ZM234 59H235V56H234ZM29 60V61H30ZM54 61H55V59H53ZM202 60V59H201ZM230 60V61H229ZM237 60V59H236ZM242 60V59H241ZM248 60H247V62H248ZM56 61H57V59H56ZM58 61H59V59H58ZM85 61H83V63L85 62ZM128 61V60H127ZM131 61V60H130ZM214 61V60H213ZM251 61V60H250ZM256 61V60H255ZM261 61V60H260ZM51 62V61H50ZM121 62V61H120ZM119 62V63H120ZM124 62V61H123ZM126 62V61H125ZM129 62V61H128ZM182 62V61H181ZM209 62V61H208ZM212 62V61H211ZM217 62V61H216ZM241 62V61H240ZM243 62V61H242ZM252 62H253V59H252ZM263 62H264V60H263ZM262 62V63H263ZM28 63V66H26V64ZM57 63V62H56ZM88 63V62H87ZM133 63H134V60H133ZM132 63V64H133ZM139 63V62H138ZM174 63V62H173ZM178 63V62H177ZM258 63V62H257ZM12 64H13V62H12ZM36 64H35V66H36ZM49 64V63H48ZM115 64H117V65H115ZM124 64H126V63H124ZM175 64V63H174ZM215 64V63H214ZM249 64V63H248ZM252 64V63H251ZM259 64V67H262L261 66V62L260 63H258ZM49 65H51V64H49ZM60 65V64H59ZM212 65H213V63H212ZM232 65V64H231ZM263 66H264V64H262ZM26 66V67H25ZM34 66V67H35ZM46 66V65H45ZM44 66V67H45ZM53 68H55L54 67V65H51ZM55 66H58L57 64L55 65ZM83 66H85V65H83ZM121 66V65H120ZM207 66V65H206ZM218 66V65H217ZM253 66H254V64H253ZM38 67V66H37ZM119 67V66H118ZM126 67V66H125ZM136 67V66H135ZM139 67V66H138ZM256 67V69H257V66H254L253 67V71H254V68ZM47 68V67H46ZM45 68V69H46ZM49 68V67H48ZM52 68V69H53ZM80 68V69H79ZM87 68H88V66H87ZM123 68V67H122ZM242 68H243V70L244 69H246V68H244L243 66H242ZM37 70L39 69V67L38 68H36ZM41 69H44L43 68V66H42V68ZM51 69V68H50ZM49 69V70H50ZM57 69V68H56ZM117 69V68H116ZM216 69V68H215ZM255 69V70H256ZM263 69V68H262ZM261 68L259 69H257V70H260V72H259V74H261V70H262ZM40 70V69H39ZM71 70V71H70ZM93 70H94V67H93ZM92 70V71H93ZM119 70H121L120 69V67H119ZM129 70V69H128ZM127 70V71H128ZM247 70V69H246ZM248 70H249V68H248ZM264 70V69H263ZM263 70H262V73H263V75H264V72H263ZM47 71V70H46ZM46 71H45V73H46ZM54 71H57V70H53V72ZM66 71H67V73H66ZM82 71V69L80 70V72ZM89 71H90V69H89ZM131 71H132V69H131ZM130 71V72H131ZM211 71V70H210ZM252 71V70H251ZM28 72H27V74H28ZM30 72H32V71H30ZM40 72H42L41 70H40ZM48 72V71H47ZM51 73V74H53L54 75V73ZM58 72H59V70H58ZM91 72V71H90ZM95 72H97V71H95ZM99 72V71H98ZM98 72L97 73H95V74H98ZM103 72V73H102ZM130 72H129V74H130ZM249 72H250V70H249ZM35 73V75H36V77H37V71L36 72H34ZM99 73V74H100ZM136 73V72H135ZM155 73V72H154ZM226 73V72H225ZM231 73V72H230ZM30 74V73H29ZM44 74V73H43ZM50 74V75H51ZM87 74V73H86ZM85 74V75H86ZM92 74H94L93 72H92ZM122 74V73H121ZM209 74V73H208ZM234 74H235V72H234ZM258 74V73H257ZM258 74V75H259ZM31 75V74H30ZM32 75H33V73H32ZM34 75V76H35ZM59 75V74H58ZM57 74H56V76H58ZM76 75V74H75ZM125 75H127V74H125ZM136 75V74H135ZM157 74H155V76H156ZM182 75V74H181ZM214 75V74H213ZM241 75V74H240ZM248 75V74H247ZM24 77V79L26 78V79H29L28 81H21V77ZM41 76V75H40ZM45 76V75H44ZM46 76H49V75H47V73H46ZM46 76H45V78H46ZM91 76V75H90ZM89 76V77H90ZM95 77H93V75H92V77L89 79V81L87 82V83H85L84 84V79H86L85 78V76L83 75V81L81 82V86H79L80 87V97H83L82 98V100L84 101V100H86L87 102H89L88 100H90V103L88 104V107H89V105H90V107L92 106V108L93 107H97L96 105H97V102H98V104L99 105H101V106H104L105 104L104 103H106V101H103V99L101 100V96H97V97H95V99H94V101H93V99L89 96L90 95V92H89V90H91V88H93L94 86V82L96 81V79H97V77H96V75H94ZM98 76H100V75H98ZM103 76V75H102ZM130 76H131V74H130ZM237 76V75H236ZM22 77V78H23ZM31 77V76H30ZM108 77V78H109ZM142 77V76H141ZM211 77H212V75H211ZM233 77H235V76H233ZM244 77H246V75L244 76ZM255 77V76H254ZM260 78H263V77H261V76H259ZM33 78V76L31 77V79ZM37 78H39V77H37ZM59 78V79H58ZM123 78V77H122ZM134 78H135V76H134ZM138 78V77H137ZM237 78H239V77H237ZM236 78V79H237ZM256 78H257V76H256ZM259 78V79H260ZM24 79H22V80H24ZM34 79V78H33ZM40 79V78H39ZM39 79H38V81H39ZM53 79H54V77H53ZM53 79H52V77H51V82H54L53 81ZM103 79V80H104ZM116 79V78H115ZM114 79V80H115ZM130 79H132V78H130ZM154 79V74H152V75H150V76H148V77H144V78H140V79H138L137 81L135 80L134 81V83H133V80H131V81H129L128 83H127V85L128 84H130V82H132V84L131 85H129V87L128 88H125V89H122V90H126L125 91V95H120V96H122V98H123V96L125 97L124 99H127L126 97H136V95H138V97H136L137 98V100L140 98V96L144 93V92H146L145 90L147 89L146 88V86H148V84L152 81ZM230 79V78H229ZM235 79V78H234ZM234 79H232V80H234ZM240 79V78H239ZM250 79H252V78H250ZM259 79H257V80H259ZM37 80V79H36ZM50 80V79H49ZM68 80H70L69 78H68ZM88 80V79H87ZM156 80V79H155ZM213 80V79H212ZM238 80V79H237ZM244 80V79H243ZM245 80H246V78H245ZM245 80H244V82H245ZM254 80V79H253ZM256 80V81H257ZM263 80V79H262ZM34 81V80H33ZM38 81H37V84H38ZM46 81V80H45ZM80 81V80H79ZM113 81V80H112ZM119 81V80H118ZM126 81V80H125ZM127 81H128V79H127ZM227 81V80H226ZM235 81V80H234ZM239 81V80H238ZM242 81V80H241ZM40 82V81H39ZM65 82V81H64ZM63 82V83H64ZM67 82V81H66ZM69 82V81H68ZM72 82V81H71ZM106 82V81H105ZM114 82V81H113ZM117 82V81H116ZM228 82H230V80L228 81ZM258 82V81H257ZM45 83V82H44ZM61 83V84H60ZM231 83V82H230ZM232 83H233V81H232ZM231 83V84H232ZM237 83V82H236ZM242 84L241 85H243V82H241ZM254 83V82H253ZM261 83V82H260ZM40 84V86H42L41 85V83H39ZM43 84V83H42ZM51 84V83H50ZM55 84V83H54ZM55 84V85H56ZM68 84V83H67ZM80 84V83H79ZM78 84V85H79ZM82 84H84V85H82ZM97 84V83H96ZM118 84V83H117ZM249 84V83H248ZM259 84V83H258ZM58 85V86H59ZM70 85V84H69ZM100 85V84H99ZM226 85V84H225ZM234 85V84H233ZM239 85H240V83H239ZM239 85H237L238 87H239ZM246 85V84H245ZM244 85V86H245ZM254 85V84H253ZM260 85V84H259ZM264 85V84H263ZM97 86H98V84H97ZM102 86H103V83H102ZM106 86H108V85H106ZM105 86V88H107ZM124 86V85H123ZM122 86V87H123ZM220 86V85H219ZM218 86V87H219ZM231 86V85H230ZM237 86L236 87H234L233 88V86H231V88H233V90H231L230 89V91H233L234 92V94L236 93L235 92V90H236V88H237ZM43 87L45 88V86L43 85ZM43 87H41V88H43ZM100 87V86H99ZM119 87V86H118ZM117 87V88H118ZM152 87V86H151ZM213 87V86H212ZM215 87V86H214ZM217 87V88H218ZM229 87V86H228ZM96 88V87H95ZM103 88H104V86H103ZM148 88H149V86H148ZM230 88V87H229ZM229 88H228V90H229ZM241 88V87H240ZM260 88V87H259ZM196 89V88H195ZM235 89V90H234ZM244 89V88H243ZM93 90H94V88H93ZM97 90H98V88H97ZM115 90V89H114ZM189 90H190V88H189ZM199 90V89H198ZM222 90V89H221ZM221 90L220 89H218V91H220L221 92ZM228 90H226V89H224V93H227L228 92ZM255 90V89H254ZM44 91V92H45ZM103 91V90H102ZM123 91V92H124ZM191 91V90H190ZM226 91V92H225ZM249 91H250V89H249ZM94 92V91H93ZM100 92V91H99ZM113 92V91H112ZM115 92V91H114ZM142 92V93H141ZM186 92H187V90H186ZM192 92H193V90H192ZM211 92V91H210ZM222 92V94H224ZM253 92V91H252ZM256 92H258L259 93V91H256ZM256 92H254V93H256ZM88 93H89V95H88ZM104 93V92H103ZM215 92H213V94H214ZM241 93V92H240ZM246 94L248 93V91L247 92H245ZM257 93V94H258ZM261 93V92H260ZM66 94V95H67ZM146 94V93H145ZM216 94V93H215ZM229 94V93H228ZM228 94H225V95H228ZM239 94V93H238ZM238 94H237V96H238ZM243 94V93H242ZM249 94V93H248ZM247 94V95H248ZM252 95H253V93H251ZM101 95V94H100ZM113 95V94H112ZM218 95H221L220 93L218 94ZM240 95V94H239ZM250 95V94H249ZM78 96V95H77ZM168 96H169V94H168ZM234 96V95H233ZM236 96V97H237ZM244 96V95H243ZM256 96V95H255ZM80 97H78V98H80ZM118 97V96H117ZM171 97V96H170ZM213 97V96H212ZM216 97V96H215ZM211 98L212 100L214 99V101H215V103H218V102H220L219 100H218V98ZM220 97V96H219ZM223 97H224V95H223ZM222 97V98H223ZM228 97V96H227ZM226 96H225V98H227ZM240 97V96H239ZM242 97V96H241ZM260 97H261V95H260ZM76 98V97H75ZM121 98V99H122ZM135 98V99H136ZM143 98V97H142ZM161 98V97H160ZM162 98H164L165 99V97L164 96H162ZM161 98V100L163 101V103H164V100ZM167 98H169V97H167L166 96V99ZM180 98V97H179ZM222 98H220V99H222ZM248 98V97H247ZM246 98V99H247ZM74 99V98H73ZM88 99V100H87ZM118 99H120V98H118ZM117 99V100H118ZM120 99V100H121ZM124 99H122V101H120V103H122L123 101H124ZM170 99V98H169ZM234 99H235V97H234ZM244 99V98H243ZM246 99H244L245 101H246ZM249 99V98H248ZM259 99V98H258ZM262 99V98H261ZM77 100V99H76ZM80 100V99H79ZM132 100H133V98H132ZM132 100H131V102H132ZM158 100H160V99H158ZM172 100V99H171ZM207 100V99H206ZM223 100V99H222ZM230 100V99H229ZM263 101H264V99H262ZM115 101V100H114ZM127 101V100H126ZM135 101V100H134ZM141 101V100H140ZM139 101V102H140ZM161 101V102H162ZM169 101V100H168ZM174 101V100H173ZM203 101V100H202ZM201 101V102H202ZM214 101H212V104L214 103ZM237 101V100H236ZM239 101V100H238ZM241 101V100H240ZM250 101V100H249ZM257 101V100H256ZM100 102H102L101 104H100ZM156 102V101H155ZM159 102V101H158ZM175 102V101H174ZM242 102H243V100H242ZM252 102V101H251ZM250 102V103H251ZM254 102V101H253ZM252 102V103H253ZM86 103V102H85ZM125 103V102H124ZM129 103H130V101H129ZM128 103V104H129ZM145 103V102H144ZM157 103V102H156ZM162 103V104H163ZM166 103H168V102H165L164 104H166ZM225 103V102H224ZM236 103V102H235ZM246 103V102H245ZM96 104V105H95ZM103 104V105H102ZM108 104V103H107ZM173 104V103H172ZM176 104V103H175ZM185 104V103H184ZM207 104H208V102H207ZM228 104H230V103H228ZM231 104H233V101H232V103ZM65 105V104H64ZM120 105H122V104H120ZM120 105L118 106V107H120ZM156 105V104H155ZM213 105H216V104H213ZM239 105V104H238ZM257 105H259V107H258V109H257V107H255L254 106V104H253V106H254V108H253V111L255 110H260L261 108H260V106H262V105H264V103H258ZM61 106V105H60ZM86 106H87V104H86ZM152 107H153V105H151ZM157 106V105H156ZM158 106L160 107L161 106V103H160V105L158 104ZM155 107L154 108V110L153 111H151L152 109H150V111H151V114H150V116H152V118H154V119H152V120H150V118H149V120H148V117H147V120L150 122V121H153V122H145V123H143V122H140V123H137V124H128L127 123V125H124V127H122V126H120L121 128L120 129H117L118 131H115V133L113 132V134L110 132V134H112V135H110L108 138L106 137V139H105V141H104V143H105V146L108 148V147H110V145H109V143L110 144H113V143H118L119 145L121 144L122 145V142H124V141H129L128 143H131L132 142V140L134 141V142H132L131 144H133L132 146L131 145H129V146H131V147H129V148H127V144L126 145H124V147H122V148H119L118 147V149H113L114 151H109L110 149H105V150H107V152H108V155L110 154V156H108V157H110V158H107V160L105 159L104 161L102 160L101 162H97V159L94 157V159H96V162H93V160L91 161V162H89L90 163V165L92 166V168H93V170L94 171H96V172H98V171H102L103 172V170H105V169H110V167H111V165L113 164V161L114 160H116L117 161V159H119V158H122V157H124L125 155H133V156H136L137 157V152H139V150H140V148H141V152L142 153H144V150H146L147 149V147L149 146L151 149H152V147H154V144H156V143H158V142H160L159 141V139L158 138H160V140H161V137H158L157 135V139H158V141H157V139H156V141H154L155 139H152V138H149L150 136L148 135V133H150L151 132V130H155L157 127H160L159 126V123L157 122V117L159 116L158 114V116L157 115H155L158 111H160L161 110V108H159V107ZM163 106V105H162ZM185 106V105H184ZM219 106V105H218ZM232 106V105H231ZM236 107H237V105H235ZM247 106H249L248 104L246 105V107ZM250 106H252V105H250ZM62 107V106H61ZM99 107V106H98ZM117 106L115 105V108H116ZM123 107V106H122ZM122 107H120V108H122ZM129 107V106H128ZM138 107V106H137ZM165 107V106H164ZM164 107L162 108V109H164ZM175 107V106H174ZM177 107H179V106H177ZM211 107V106H210ZM212 107H217V106H212ZM211 107V108H212ZM115 108H114V110H115ZM123 108H125V107H123ZM122 108V109H123ZM171 108V107H170ZM176 108V107H175ZM214 108V109H215ZM260 108V109H259ZM109 109V108H108ZM186 109H187V105H186ZM213 108H212V110H214ZM217 109V108H216ZM117 110V109H116ZM131 110V109H130ZM166 110V109H165ZM177 110H178V108H177ZM180 110H182V109H180ZM209 110V109H208ZM222 110V109H221ZM236 110V109H235ZM249 109H247L246 110V112L248 111ZM55 111V110H54ZM70 111V110H69ZM83 111V110H82ZM129 111V110H128ZM162 111V110H161ZM167 111V110H166ZM169 111V110H168ZM171 112H172V110H170ZM174 112H175V109L173 110ZM179 111V110H178ZM177 111V112H178ZM216 111V110H215ZM250 111H252L251 110V108H250V110L248 111V112H250ZM251 112V116H252V114H254L255 112ZM260 111H262V109L260 110ZM67 112V111H66ZM85 112H87V111H85ZM112 112H113V109H112ZM143 112V111H142ZM156 112V113H155ZM173 112V113H174ZM240 112V111H239ZM54 113V112H53ZM56 114H57V112H55ZM77 113V112H76ZM92 113V112H91ZM103 113V112H102ZM107 113V112H106ZM129 113V112H128ZM155 113V114H154ZM159 113V112H158ZM176 113V112H175ZM180 113V112H179ZM260 113H262L263 115H260L259 113H257L258 115H260V116H264V113H263V111L262 112H260ZM61 114V113H60ZM64 114V113H63ZM82 114V113H81ZM84 114V113H83ZM105 114V113H104ZM136 114V113H135ZM159 114H161V113H159ZM221 114V113H220ZM248 114V113H247ZM250 114V113H249ZM67 115V114H66ZM69 115L70 114H68V117H69ZM76 115V114H75ZM78 115H80V114H78ZM88 115V114H87ZM87 115H85L86 116V118H87ZM99 115V114H98ZM124 115V114H123ZM146 115V114H145ZM59 116V115H58ZM83 116V115H82ZM82 116L80 117V118H82ZM84 116V117H85ZM129 116V115H128ZM149 116V117H150ZM154 116V117H153ZM254 116H256V114L254 115ZM259 116V117H260ZM74 117V116H73ZM83 117V118H84ZM125 117V116H124ZM183 117H185V116H183ZM144 118V117H143ZM240 118V117H239ZM257 118V117H256ZM261 118V117H260ZM263 118V117H262ZM44 119V122L42 121ZM74 119V118H73ZM107 119V118H106ZM142 119V118H141ZM250 119V118H249ZM258 119V118H257ZM264 119V118H263ZM47 120V119H46ZM52 120V119H51ZM51 120H48V122L49 123H51L52 121ZM63 120V119H62ZM96 120V119H95ZM159 120V119H158ZM180 120V119H179ZM230 120V119H229ZM262 120V119H261ZM142 121H143V119H142ZM145 121V120H144ZM181 121L183 122V120L181 119ZM223 121V120H222ZM235 121V120H234ZM257 121V120H256ZM263 121V120H262ZM47 122V121H46ZM45 122V123H46ZM51 123V124H54V123ZM120 122V121H119ZM133 122V121H132ZM138 122V121H137ZM161 122V121H160ZM187 122V121H186ZM236 122V121H235ZM258 122H260V121H258ZM264 122V121H263ZM68 123V122H67ZM122 123V122H121ZM120 123V124H121ZM135 123V122H134ZM144 124V125H142V124ZM147 123V124H146ZM172 123V122H171ZM181 123V122H180ZM218 123V122H217ZM246 123V122H245ZM256 123V122H255ZM124 124V123H123ZM166 124V123H165ZM188 124V123H187ZM247 124H249V123H247ZM262 124V123H261ZM264 124V123H263ZM176 125V124H175ZM182 125V124H181ZM243 125V124H242ZM255 125V124H254ZM259 125V124H258ZM51 126V125H50ZM107 126V125H106ZM118 126V125H117ZM166 126H167V124H166ZM173 126V125H172ZM183 126V125H182ZM236 126V125H235ZM247 126V125H246ZM249 126H250V128H252L251 127V124H249ZM41 127H43V129H41ZM178 127V126H177ZM248 127V126H247ZM246 127V128H247ZM256 127H259V126H256ZM44 128L46 129V130H44ZM139 128V129H138ZM173 128V127H172ZM179 128V127H178ZM185 128V127H184ZM226 128V127H225ZM241 128V127H240ZM254 128V127H253ZM65 129H66V127H65ZM109 129V128H108ZM112 129V128H111ZM114 129V128H113ZM158 129V128H157ZM160 129V128H159ZM158 129V130H159ZM162 129H164V128H162ZM180 129V128H179ZM138 132H137V131ZM161 130V129H160ZM170 130V129H169ZM227 130V129H226ZM238 130V129H237ZM263 131H264V129H262ZM53 131H54V134H53ZM110 131V130H109ZM142 131V132H141ZM163 131V130H162ZM170 131H172V129L170 130ZM175 131V130H174ZM208 131V130H207ZM229 131V130H228ZM255 131V130H254ZM253 131V132H254ZM257 131V130H256ZM259 131V130H258ZM63 132V131H62ZM69 132V131H68ZM225 132V131H224ZM60 133V132H59ZM88 133V132H87ZM161 133V132H160ZM163 133V132H162ZM180 133V132H179ZM256 133V132H255ZM264 133V132H263ZM36 134H37V131H36ZM39 134V133H38ZM152 134V133H151ZM158 134V133H157ZM173 134V133H172ZM175 134H176V132H175ZM175 134H174V136H175ZM94 135V134H93ZM155 135V134H154ZM153 135V136H154ZM160 135V134H159ZM182 135H184V134H182ZM186 135V134H185ZM184 135V136H185ZM259 135H261V134H259ZM259 135H256V136H259ZM87 136V135H86ZM97 136V135H96ZM153 136H151V137H153ZM155 136V137H156ZM162 136H163V134H162ZM196 136V135H195ZM255 136V135H254ZM253 136V137H254ZM165 137H167V136H165ZM187 137H189V135L187 136ZM193 137V136H192ZM224 137V136H223ZM243 137H245L244 135H243ZM262 137V136H261ZM87 138V137H86ZM154 138V137H153ZM170 138V137H169ZM191 138V137H190ZM213 138V137H212ZM217 138V137H216ZM237 138V137H236ZM247 138V137H246ZM249 138H251V136L249 137ZM258 138V137H257ZM15 139H18L17 140V142L19 143V144H22L23 142H24V144H25V142H26V145L25 146H23L24 148L22 149V150H19L20 148H18L19 146L21 147L22 145H19L18 147H17V149L19 150V151H17V152H14L13 153V151L14 150H10V147H8L7 148V143H9L10 141H11V143L15 140ZM19 139H22V140H19ZM93 139V138H92ZM174 139H176V138H174ZM178 139V138H177ZM176 139V140H177ZM182 139V138H181ZM185 139V138H184ZM187 139V138H186ZM209 139V138H208ZM252 139V138H251ZM261 139V141H263V139L262 138H260ZM51 140V139H50ZM172 140V139H171ZM180 140V139H179ZM196 140V139H195ZM198 140H200V139H198ZM220 140V139H219ZM233 140V139H232ZM235 140V139H234ZM238 140V139H237ZM240 140H242V138L240 139ZM21 141H22V143H21ZM33 141H35L34 143H32ZM163 141V140H162ZM160 142L161 144H158L159 145V147L161 148V146L160 145H162L163 143H164V141L163 142ZM173 141V140H172ZM190 141V140H189ZM201 141V140H200ZM206 141V140H205ZM250 141V140H249ZM260 141V140H259ZM261 141H260V143H261ZM99 142V141H98ZM101 142V141H100ZM168 142V144H169V140L167 141ZM179 142V141H178ZM180 142H182V141H180ZM179 142V143H180ZM208 142H210V141H208ZM215 142H216V140H215ZM219 142V141H218ZM237 142V141H236ZM238 142H240V141H238ZM255 142V141H254ZM10 143V144H11ZM15 143V145L17 146L18 145V143L16 144V142H14ZM101 143H103V141L101 142ZM166 143V142H165ZM173 143V142H172ZM171 143V141H170V144H172ZM174 143H176V142H174ZM174 143L172 144V145H174ZM199 143V142H198ZM207 143V142H206ZM220 143V142H219ZM257 143V142H256ZM70 144V143H69ZM167 144V143H166ZM165 144V145H166ZM181 144V143H180ZM210 144H212V143H210ZM264 144V143H263ZM14 145V148L16 147ZM108 145V146H107ZM119 145H117V146H119ZM158 145L155 147V148H157V149H159V147H158ZM164 145V146H165ZM172 145H170L171 147H172ZM178 145V144H177ZM214 145V144H213ZM212 145V146H213ZM221 145V144H220ZM252 145H253V142H252ZM10 146V145H9ZM46 146V145H45ZM98 146V145H97ZM102 146H104V145H102ZM101 146V144H100V148L102 147ZM104 146V148H106ZM143 146H144V148H143ZM163 146V145H162ZM163 146V147H164ZM180 146V145H179ZM188 146V145H187ZM254 146V145H253ZM256 146H258V145H256ZM263 146V145H262ZM78 147V146H77ZM166 147H168V146H166ZM176 147H178V146H175V148ZM186 147V146H185ZM226 147V146H225ZM56 148V147H55ZM100 148H98V151H99V149ZM111 148V147H110ZM155 148H153V150H151V151H145V155H151V153H152V151L153 152H155L156 151V149ZM165 148V147H164ZM16 149V148H15ZM54 149V148H53ZM57 149V148H56ZM84 149V148H83ZM83 149H80V150H83ZM92 149V148H91ZM91 149H89L90 151H91ZM94 149H96V147H94ZM144 149V150H143ZM165 149H167V148H165ZM249 149V148H248ZM251 149H253V148H251ZM250 149V150H251ZM262 149H264V148H262ZM50 150V149H49ZM60 150V149H59ZM66 150V149H65ZM87 150L88 149H86L85 150V152L87 153ZM88 150V151H89ZM93 150V149H92ZM103 151V148L102 149H100V153ZM112 150V149H111ZM149 150V149H148ZM155 150V151H154ZM160 151L162 150L163 151V149H159ZM168 150L169 149H167V152H168ZM171 150V149H170ZM257 150V149H256ZM79 150H77V152H78ZM89 151V152H90ZM96 151H97V149H96ZM165 151V150H164ZM218 151H219V149H218ZM224 151V150H223ZM254 151V150H253ZM258 151V150H257ZM260 151H262V150H260ZM259 151V152H260ZM42 152V153H41ZM64 152V151H63ZM72 152H76V151H72ZM71 152V153H72ZM81 152V151H80ZM79 152V153H80ZM83 152H84V150H83ZM81 153V154H84V153ZM92 152H95V150L94 151H92ZM98 152V153H99ZM106 152V153H107ZM141 152H139L138 154H141ZM147 152V153H146ZM148 152H150V154L148 153ZM170 152V151H169ZM256 152V151H255ZM85 153V154H86ZM157 153H159V151H157ZM161 153V152H160ZM166 153V152H165ZM179 153V152H178ZM195 153V152H194ZM204 153V152H203ZM221 153V152H220ZM42 154V155H41ZM69 154V153H68ZM76 154V153H75ZM88 154V153H87ZM91 154V153H90ZM170 154V153H169ZM182 154V153H181ZM201 154V153H200ZM216 154V153H215ZM224 154V153H223ZM258 154V153H257ZM256 154V155H257ZM260 154V153H259ZM4 155H6L5 157H4V159L2 158V156H4ZM77 155V154H76ZM76 155H74L73 154V156H76ZM92 155H94V154H92ZM96 155V154H95ZM94 155V156H95ZM100 155V154H99ZM98 155V156H99ZM102 155V154H101ZM142 155V154H141ZM222 155V154H221ZM253 155V154H252ZM256 155H254V156H256ZM262 155V154H261ZM264 155V154H263ZM70 156V155H69ZM83 155H81V157H82ZM85 156V155H84ZM90 157H91V155H89ZM126 156V157H127ZM131 156H129V157H131ZM78 158H80V156H77ZM89 157V158H90ZM97 157V156H96ZM101 157V156H100ZM107 157V156H106ZM138 157H139V155H138ZM145 157V156H144ZM149 157V156H148ZM259 157V156H258ZM83 158V157H82ZM105 158V157H104ZM135 158V157H134ZM150 158V157H149ZM152 158V157H151ZM170 158V157H169ZM208 158V157H207ZM206 158V159H207ZM85 159H86V157H85ZM91 159H93V157H91L90 159H89V161L91 160ZM143 159V158H142ZM166 159V158H165ZM193 159V158H192ZM197 159V158H196ZM216 159V158H215ZM218 159V158H217ZM259 159H261V158H259ZM6 160V161H5ZM83 160V159H82ZM82 160H80V162L82 161ZM87 160V159H86ZM99 160V159H98ZM120 160V159H119ZM125 160V159H124ZM146 160H148V159H146ZM211 160V159H210ZM262 160V159H261ZM79 161V160H78ZM116 161H114L115 163L112 165V166H114L115 164H117L116 163ZM142 161V160H141ZM252 161V160H251ZM257 161H258V159H257ZM257 161H255L256 162V166H259L258 165V163H257ZM263 161V160H262ZM66 162H68V161H66ZM73 162V161H72ZM84 162H86V161H84ZM118 162V161H117ZM204 162H207V161H204ZM211 162V161H210ZM213 162V161H212ZM77 163V162H76ZM123 163V162H122ZM168 163V162H167ZM249 163V162H248ZM247 163V164H248ZM262 163H264V162H262ZM72 164V163H71ZM136 164V163H135ZM178 164V163H177ZM210 165H211V163H209ZM259 164H260V162H259ZM82 165H83V163H82ZM81 165V166H82ZM118 165V164H117ZM120 165H122V164H120ZM123 165H124V163H123ZM165 165V164H164ZM181 165V164H180ZM213 165V164H212ZM252 165V164H251ZM64 166V165H63ZM67 166H69L68 164H67ZM126 166H127V164H126ZM214 166H215V164H214ZM253 166H255V165H253ZM253 166H251V167H253ZM255 166V167H256ZM8 167H9V169H8ZM117 167V166H116ZM119 167V166H118ZM123 167V166H122ZM248 167V166H247ZM261 167V166H260ZM91 168V167H90ZM166 168V167H165ZM173 168V167H172ZM171 168V169H172ZM62 169V168H61ZM80 169V168H79ZM152 169V168H151ZM154 169V168H153ZM176 169V168H175ZM202 169V168H201ZM257 169H258V167H257ZM135 170V169H134ZM203 170V169H202ZM62 171V170H61ZM64 171V170H63ZM92 171V170H91ZM111 171V170H110ZM190 171H191V169H190ZM204 171V170H203ZM207 171V170H206ZM224 171V170H223ZM241 171V170H240ZM255 171V170H254ZM262 171V170H261ZM93 172V171H92ZM95 172V173H96ZM163 172V171H162ZM230 172V171H229ZM233 171H231L230 172V174L232 173ZM250 172V171H249ZM101 173V172H100ZM116 173V172H115ZM156 173V172H155ZM235 173V172H234ZM255 173V172H254ZM32 174V178H31V175ZM47 174H48V176H47ZM97 174V173H96ZM152 174V173H151ZM197 174V173H196ZM216 174V173H215ZM221 174V173H220ZM226 173H224V175H225ZM237 173H235V174H233V175H236ZM241 174V173H240ZM247 174V173H246ZM258 174V173H257ZM264 174V173H263ZM184 175V174H183ZM193 175V174H192ZM200 175V174H199ZM205 175V174H204ZM222 175V174H221ZM60 176V175H59ZM83 176V175H82ZM99 176H100V174H99ZM102 176H103V174H102ZM165 176V175H164ZM187 176V175H186ZM200 176H202V175H200ZM199 176V177H200ZM228 176H229V174H228ZM247 176H249V175H247ZM252 176V175H251ZM168 177V176H167ZM177 177V176H176ZM219 177V176H218ZM223 177V176H222ZM237 177V176H236ZM235 176H234V178H236ZM104 178V177H103ZM111 178V177H110ZM195 178V177H194ZM209 178V177H208ZM210 178H211V176H210ZM242 178V177H241ZM250 178V177H249ZM249 178H247V179H249ZM83 179V178H82ZM112 179V178H111ZM117 179V178H116ZM157 179V178H156ZM191 179L192 178H190V181H191ZM196 179V178H195ZM207 179V178H206ZM212 179V178H211ZM221 179V178H220ZM223 179H224V177H223ZM227 179V178H226ZM252 179V178H251ZM250 179V180H251ZM47 180V179H46ZM113 181H114V179H112ZM132 180V179H131ZM197 180H198V178H197ZM232 180V179H231ZM234 180V179H233ZM245 180V182H248V181H246V178L244 179ZM249 180V181H250ZM31 181H32V183H31ZM36 181V180H35ZM102 181H104V180H102ZM109 181H111L110 179H109ZM108 181V183H110ZM196 181V180H195ZM210 181V180H209ZM213 181V180H212ZM214 181H215V179H214ZM218 181V180H217ZM230 181V180H229ZM237 181H239V180H237L236 179V182ZM39 182H41V180H39ZM91 182V181H90ZM105 182V181H104ZM157 182V181H156ZM192 182V181H191ZM208 182V181H207ZM236 182L234 183L233 182V185H235L236 184ZM244 182V183H245ZM250 182H252V181H250ZM44 183H45V181L42 183L43 184V186H44V190L46 189L47 191H48V189L47 188H45V185H44ZM48 183V182H47ZM103 183V182H102ZM167 183V182H166ZM177 183V182H176ZM178 183H180V182H178ZM189 183V182H188ZM217 183V182H216ZM56 184V183H55ZM94 184V183H93ZM100 185H101V183H99ZM128 184V183H127ZM175 184V183H174ZM185 184V183H184ZM193 184V183H192ZM199 184V183H198ZM207 184V183H206ZM219 184H220V182H219ZM222 184V183H221ZM250 184V183H249ZM258 184H260V183H258ZM57 185V184H56ZM107 185V184H106ZM106 185H104L103 184V186H106ZM114 185V184H113ZM123 185H124V183H123ZM154 185V184H153ZM170 185V184H169ZM189 185V184H188ZM194 185H196V184H194ZM200 185V184H199ZM212 185V184H211ZM216 185H218V184H216ZM229 185V184H228ZM241 185V184H240ZM245 185V184H244ZM246 185H248V183L246 184ZM251 185H252V183H251ZM253 185H254V183H253ZM261 185V184H260ZM260 185H259V187H260ZM136 186V185H135ZM206 186V185H205ZM210 186V185H209ZM219 186V185H218ZM225 186V185H224ZM32 187V188H31ZM38 187V186H37ZM47 187H49V186H47ZM100 187V186H99ZM124 187V186H123ZM137 187V186H136ZM182 187V186H181ZM185 187V186H184ZM197 187V186H196ZM220 187H221V185H220ZM226 187V186H225ZM229 187V186H228ZM238 187H239V184H238ZM250 187V186H249ZM252 187V186H251ZM39 188V187H38ZM106 188V187H105ZM108 188V187H107ZM111 188V187H110ZM129 189H133L134 187H128ZM142 188H144V187H142ZM227 188V187H226ZM225 188V189H226ZM230 188V187H229ZM253 188V190H255L254 189V187H252ZM37 189V188H36ZM101 190H102V188H100ZM104 189V188H103ZM152 189V188H151ZM154 189V188H153ZM169 189V188H168ZM186 189V188H185ZM185 189H184V191H185ZM214 189V188H213ZM233 189H236V188H233ZM240 189H241V186H240ZM245 189V188H244ZM243 189V190H244ZM42 190V189H41ZM40 190V191H41ZM46 190H45V192H46ZM101 190H100V193H102L101 192ZM134 190L136 191V189L134 188L133 189V191L131 190L130 192H134ZM138 190V189H137ZM224 190V189H223ZM237 190V189H236ZM242 190V189H241ZM245 190H249V193L252 191V189H251V191H250V189H245ZM264 190V189H263ZM52 191V190H51ZM104 191H105V189H104ZM139 191V190H138ZM141 191V190H140ZM164 191V190H163ZM188 191V190H187ZM203 191V190H202ZM207 191V190H206ZM205 191V192H206ZM209 191V190H208ZM216 191V190H215ZM227 191V190H226ZM233 191V190H232ZM231 191V192H232ZM260 191V190H259ZM122 192V191H121ZM129 192V193H130ZM200 192V191H199ZM198 192V193H199ZM254 192V191H253ZM263 192V191H262ZM109 193V192H108ZM123 193V192H122ZM185 193V192H184ZM203 193V192H202ZM209 194H210V192H208ZM207 193V194H208ZM213 193V192H212ZM219 193V192H218ZM217 193V194H218ZM223 193V192H222ZM221 192H220V194H222ZM245 193V192H244ZM243 193V194H244ZM55 194H58V193H55ZM235 194V193H234ZM242 194V195H243ZM257 194H260L259 192L257 193ZM134 195V194H133ZM174 195V194H173ZM191 195V194H190ZM189 195V196H190ZM222 195H224V194H222ZM221 195V196H222ZM226 195V194H225ZM229 195V194H228ZM233 195V194H232ZM144 196V195H143ZM197 196V195H196ZM195 196V197H196ZM202 196H203V194H202ZM212 196V195H211ZM234 196V195H233ZM236 196V195H235ZM252 196V194H250V197ZM254 196H255V194H254ZM257 196V195H256ZM261 196V195H260ZM127 197H128V195H127ZM147 197V196H146ZM230 197V196H229ZM237 197V196H236ZM244 197V196H243ZM48 198V197H47ZM49 198H50V196H49ZM79 198V197H78ZM117 198V197H116ZM123 198V197H122ZM156 198V197H155ZM207 198H209L208 197V195H207ZM213 198V197H212ZM211 198V199H212ZM217 198V197H216ZM226 197L224 196V198L223 199H225ZM246 198V197H245ZM248 198V197H247ZM258 198V197H257ZM262 198H263V196H262ZM52 199V198H51ZM102 199V198H101ZM172 199V198H171ZM189 199H191V198H189ZM196 199V198H195ZM206 199V198H205ZM210 199V200H211ZM230 199V198H229ZM228 199V200H229ZM242 199V198H241ZM77 200V199H76ZM107 200V199H106ZM133 200V199H132ZM159 200V199H158ZM188 200V199H187ZM199 200H200V198H199ZM202 200V199H201ZM208 200V199H207ZM213 200H214V198H213ZM230 200H232V199H230ZM260 200V199H259ZM259 200L257 201V204H258V202H259ZM48 201V200H47ZM52 201V200H51ZM140 201H142V200H140ZM156 201V200H155ZM221 201V200H220ZM219 200H218V202H220ZM225 201V200H224ZM244 201V200H243ZM246 201V200H245ZM248 201V200H247ZM250 201V200H249ZM200 202V201H199ZM199 202H198V204H199ZM203 202V201H202ZM215 202V201H214ZM256 202V201H255ZM261 202V201H260ZM46 203V202H45ZM56 203V202H55ZM58 203V202H57ZM105 203V202H104ZM128 203V202H127ZM157 203V202H156ZM191 203V202H190ZM189 203V204H190ZM206 203V202H205ZM226 203V202H225ZM230 203V202H229ZM234 203V202H233ZM262 203V202H261ZM95 204V203H94ZM134 204V203H133ZM140 204V203H139ZM150 204V203H149ZM154 205H155V203H153ZM152 204V209H153V205ZM159 204V203H158ZM180 204H183V202L182 203H180ZM203 204V203H202ZM59 205V207H60V205L61 204H58ZM88 205V204H87ZM123 205V204H122ZM129 205H131L132 206V202L129 204ZM177 205V204H176ZM188 205V204H187ZM215 205V204H214ZM218 205V204H217ZM216 205V206H217ZM228 205H230V204H228ZM233 205V204H232ZM231 205V206H232ZM235 205H236V203H235ZM237 205H238V202H237ZM251 205V204H250ZM75 206V205H74ZM76 206H77V203H76ZM120 206V205H119ZM127 207H128V205H126ZM147 206V205H146ZM149 206V205H148ZM151 206V205H150ZM150 206H149V208H150ZM158 206V205H157ZM172 206V205H171ZM184 207H185V204L183 205ZM197 207H198V205H196ZM213 206V205H212ZM220 206V205H219ZM225 206V205H224ZM223 206V207H224ZM234 206V205H233ZM239 206V205H238ZM246 206V205H245ZM254 206V205H253ZM58 207V206H57ZM121 207V206H120ZM144 207L145 206H142L141 207V205H140V208H143L144 209ZM156 207V206H155ZM154 207V208H155ZM181 207V206H180ZM195 207V206H194ZM204 207V206H203ZM207 207V206H206ZM215 207V206H214ZM227 207H230V206H227ZM237 207V206H236ZM240 207V206H239ZM257 207V206H256ZM52 208V209H51ZM132 208H133V206H132ZM138 208H139V205H138ZM192 208V207H191ZM207 208H209V207H207ZM225 208H226V206H225ZM232 208V207H231ZM231 208H229V209H231ZM234 208L235 207H233L232 209L234 210ZM242 208V207H241ZM262 208V207H261ZM260 208V209H261ZM119 209V208H118ZM125 209H127V208H125ZM133 209H136V208H133ZM146 209V208H145ZM148 209V208H147ZM151 209V208H150ZM156 209V208H155ZM161 209V208H160ZM172 209V208H171ZM189 210H190V208H188ZM194 209H196V207L194 208ZM200 209H201V207H200ZM204 209V208H203ZM202 209V210H203ZM239 209V208H238ZM237 209V210H238ZM83 210V209H82ZM136 210H139V209H136ZM158 210V209H157ZM162 210H163V208L161 209V212H162ZM193 210V209H192ZM197 210H199V209H197ZM201 210V211H202ZM205 210V209H204ZM218 210V209H217ZM221 210H222V208H221ZM224 210V209H223ZM237 210H236V212H237ZM241 210V209H240ZM54 211H56V210H54ZM120 211V210H119ZM151 211V210H150ZM166 211V210H165ZM164 211V212H165ZM179 211V210H178ZM219 211V210H218ZM225 211V210H224ZM224 211H222V212H224ZM239 211V210H238ZM128 212V211H127ZM126 212V213H127ZM131 212V211H130ZM134 212V211H133ZM136 212V211H135ZM203 212V211H202ZM210 212V211H209ZM211 212H214V210H212ZM221 212V211H220ZM235 212V211H234ZM243 212V211H242ZM65 213V212H64ZM171 213V212H170ZM196 213H198V211L196 212ZM204 213V212H203ZM207 213H208V211H207ZM229 213V212H228ZM233 213V212H232ZM247 213V212H246ZM55 214V213H54ZM81 214V213H80ZM129 214H131V213H129ZM128 213H127V215H129ZM163 214V213H162ZM175 214V213H174ZM173 214V215H174ZM194 214V213H193ZM213 214H215V213H213ZM236 214V213H235ZM52 215V214H51ZM63 215V214H62ZM61 215V216H62ZM72 215H74V214H72ZM92 215V214H91ZM125 215V214H124ZM183 215V214H182ZM197 215V214H196ZM200 215V214H199ZM204 215V214H203ZM230 215H231V212H230ZM52 216H54V215H52ZM51 216V217H52ZM132 216V215H131ZM142 216V215H141ZM167 216V215H166ZM177 216V215H176ZM188 216V215H187ZM215 216V215H214ZM219 216V215H218ZM223 216V215H222ZM221 216V218L223 219V217ZM239 216H241L240 214H239ZM67 217V216H66ZM75 217V216H74ZM80 217V216H79ZM78 217V218H79ZM138 217V216H137ZM189 217V216H188ZM196 217V216H195ZM197 217H198V215H197ZM203 217H206V216H203ZM213 217V216H212ZM230 217V219H231V216H229ZM238 217V216H237ZM76 218V217H75ZM74 218V219H75ZM77 218V219H78ZM124 218V217H123ZM133 218V217H132ZM139 218V217H138ZM143 218V217H142ZM141 218V219H142ZM160 218V217H159ZM208 218V217H207ZM215 218V217H214ZM234 218H235V216H234ZM76 219V220H77ZM145 219H147V218H145ZM175 219H176V217H175ZM186 219V218H185ZM212 219V218H211ZM216 219V218H215ZM225 219H226V217H225ZM230 219H227V220H230ZM256 219V218H255ZM62 220H64V219H62ZM73 220V219H72ZM76 220H74V222L76 221ZM79 220V219H78ZM77 220V221H78ZM107 220V219H106ZM165 220V219H164ZM174 220V219H173ZM182 220V219H181ZM180 220V221H181ZM188 220V219H187ZM190 220H192V219H190ZM194 220V219H193ZM236 220H238V219H235V221ZM42 221V223L43 222H45V224L43 223V228H45V226H46V229H43V230H45V231H43L44 232V234H42L43 232H41V234H42V236H43V240L42 239H40L41 238V234L39 233L38 235H39V237H35V236H33L32 235V233L33 232H31L32 231V227L34 226V225H38L37 227L39 228L40 227V222ZM54 221V220H53ZM60 221V220H59ZM65 221H67V220H65ZM143 221V220H142ZM149 221H150V219H149ZM195 221H197V220H195ZM195 221H193V222H195ZM200 221V220H199ZM37 222H39L38 224H37ZM72 222V221H71ZM78 222H80V221H78ZM78 222H77V224H78ZM129 222V221H128ZM136 222H140L139 220H137ZM135 222V223H136ZM176 222V221H175ZM179 221H177V223H178ZM188 222V221H187ZM191 222V221H190ZM198 222V221H197ZM208 222H210V228H209V226L207 227V228H209V229H211V231L214 229V228H220L221 226H223L222 224H221V222L220 221H215V222H213V220H212V222L209 220ZM224 221H222V223H223ZM228 221H225V223H227ZM234 222V221H233ZM233 222L232 223H230V221H229V223L230 224H228V225H233ZM262 222V221H261ZM76 223V222H75ZM81 223V222H80ZM89 223V222H88ZM102 223V222H101ZM166 223V222H165ZM177 223H175L176 225H177ZM201 223V222H200ZM203 223V222H202ZM205 224H206V222H204ZM203 223V224H204ZM225 223H223V224H225ZM116 224V223H115ZM148 224V223H147ZM171 224V223H170ZM173 224V223H172ZM171 224V225H172ZM187 224V223H186ZM198 224V223H197ZM208 224V223H207ZM207 224L204 226V225H200V226H198V228H197V226H196V228H194V229H196V233L198 232V234L199 233H203V231H205V229H207L206 228V226H207ZM221 224V225H220ZM59 225V224H58ZM63 225V224H62ZM75 225V224H74ZM179 225H182L181 224V222L179 223ZM193 224H191V226H192ZM196 225V224H195ZM199 225V224H198ZM249 225V224H248ZM258 225V224H257ZM42 226V225H41ZM61 226V225H60ZM70 226H72V225H70ZM76 227L75 228H77V225H75ZM82 226V225H81ZM141 226H142V224H141ZM169 226V225H168ZM174 226V225H173ZM183 226V225H182ZM181 226V227H182ZM227 226V225H226ZM241 226V225H240ZM250 226V225H249ZM35 227V226H34ZM34 227H33V229H34ZM59 227V226H58ZM74 227V226H73ZM89 227V226H88ZM129 227H131V226H129ZM157 227V226H156ZM162 227V226H161ZM175 227V226H174ZM177 227V226H176ZM180 227V226H179ZM238 227V226H237ZM248 227V226H247ZM263 227V226H262ZM36 228V227H35ZM41 228V227H40ZM39 228V229H40ZM51 228V229H50ZM117 228V227H116ZM122 228V227H121ZM134 228V227H133ZM135 228H137V227H135ZM148 228V227H147ZM155 228V227H154ZM183 228V227H182ZM191 228V227H190ZM39 229H38V231H39ZM89 229V228H88ZM126 229V228H125ZM142 229V228H141ZM167 229V228H166ZM179 228L177 227V230H178ZM209 229H208V231H209ZM220 229H222V228H220ZM263 230H264V228H262ZM260 230L259 229V232L261 231L262 233H264V231L263 230ZM72 230V229H71ZM79 230V229H78ZM78 230H76L75 229V231H78ZM174 230H176L175 228H174ZM247 230V229H246ZM253 230V229H252ZM251 230V231H252ZM73 231H74V229H73ZM117 231V230H116ZM134 231V230H133ZM156 231V230H155ZM172 231H173V229H172ZM182 231V230H181ZM192 231V230H191ZM220 231V230H219ZM227 231V230H226ZM62 232V231H61ZM61 232H60V234H61ZM64 232V231H63ZM108 232V231H107ZM120 232V231H119ZM127 232V231H126ZM125 232V233H126ZM192 232H194V230L192 231ZM192 232H191V234L190 235H192ZM214 232V231H213ZM240 232V231H239ZM243 231H241V233H242ZM245 232H247V231H245ZM248 232H249V230H248ZM246 233V234H244L243 233V235H240L239 237H237V238H234V239H232V238H227V236H226V238H225V240H224V242H223V240L222 239H224V238H222L221 240H218V239H220V238H218L217 240L218 241H221V243H222V245H224V244H226L227 245V249L228 250H226L227 252H226V254L229 252V254H227V258H226V254L224 255V256H222L221 257V255L219 254V256H216L215 254H213L212 255V253H210L212 256H208V257H206V258H208L209 259V263H211V264H224L223 262H224V260H226V262H227V260L228 261H232L233 262V259L232 258H236L237 259V257H236V254L234 253L235 252V247H236V250L240 247V246H242L243 245V240L244 239H246L247 238V236L248 235H250L249 233ZM253 232H254V230H253ZM256 232V231H255ZM254 232V233H255ZM260 232V233H261ZM38 233V232H37ZM73 233V232H72ZM71 233V234H72ZM77 233H79V232H77ZM128 233V232H127ZM136 233V232H135ZM134 233V234H135ZM140 233V232H139ZM156 233V232H155ZM184 233V232H183ZM188 233V232H187ZM196 233H194V235H195V237H197L196 235H198V234H196ZM206 233V232H205ZM220 233H222V232H220ZM59 234V235H60ZM63 234V233H62ZM88 234V233H87ZM112 234V233H111ZM162 234V233H161ZM170 234V233H169ZM173 234V233H172ZM177 234V233H176ZM179 234H182V233H179ZM240 234V233H239ZM248 234V235H247ZM49 235L50 236H52L53 237V240H51V238L49 237ZM65 235V234H64ZM69 235V234H68ZM79 235V234H78ZM130 235H131V233H130ZM141 235V234H140ZM200 235V234H199ZM236 235V234H235ZM75 236V235H74ZM127 236H129V235H127ZM164 236V235H163ZM200 236H202V235H200ZM233 236V235H232ZM237 236V235H236ZM235 236V237H236ZM45 237V238H44ZM80 237H81V235H80ZM105 237V236H104ZM139 237V236H138ZM182 237V236H181ZM192 237V236H191ZM195 237H192V238H195ZM222 237V236H221ZM256 237V236H255ZM64 238H67L66 236L64 237ZM69 238H71V237H69ZM86 238V237H85ZM154 238V237H153ZM189 238V237H188ZM46 239V240H45ZM87 239V238H86ZM126 239H128V238H126ZM136 239V238H135ZM149 239V238H148ZM147 239V240H148ZM158 239V238H157ZM162 239V238H161ZM168 239V238H167ZM198 239V238H197ZM66 240H68L69 241V239L67 238ZM130 240H131V237H130ZM129 240V241H130ZM138 240V239H137ZM153 240V239H152ZM154 240H156V239H154ZM160 240V239H159ZM170 240V239H169ZM169 240H167L166 242H165V244L169 241ZM183 240V239H182ZM186 240V239H185ZM188 241H192V239L190 240V239H187ZM144 241V240H143ZM160 241H162V240H160ZM172 241H174L175 242V240H171V242ZM178 240H176V242H177ZM179 241H181V240H179ZM178 241V242H179ZM187 241V242H188ZM207 241V240H206ZM217 241V242H218ZM261 241V240H260ZM37 242H39V243H37ZM91 242V241H90ZM126 242V241H125ZM151 242V241H150ZM159 242V241H158ZM158 242H157V244H158ZM170 242V243H171ZM174 242H172L171 244L173 245V243ZM181 242H183V241H181ZM180 242V243H181ZM196 242V241H195ZM257 242V241H256ZM42 243H43V245H42ZM105 243V242H104ZM128 243V242H127ZM127 243H126V245H127ZM149 243V242H148ZM153 243V242H152ZM189 243V242H188ZM211 243V242H210ZM213 243V242H212ZM220 243V242H219ZM219 243H218V245H219ZM220 243V244H221ZM245 243V242H244ZM254 243V242H253ZM111 244V243H110ZM116 244V243H115ZM145 244V243H144ZM151 244V243H150ZM149 244V245H150ZM183 244H185V243H183ZM199 244V243H198ZM216 244V243H215ZM125 245V246H126ZM129 245V244H128ZM142 245V244H141ZM149 245L147 244V245H145V246H143L144 247V249L146 248V247H149ZM160 245H162V247H163V243H161V244H159V246ZM168 245H170V244H168ZM190 245V244H189ZM201 245H202V243H201ZM210 245V244H209ZM222 245H220L221 246V248H222ZM245 245V244H244ZM247 245V244H246ZM250 245V244H249ZM75 246V245H74ZM104 245H102L101 247H103ZM157 247L155 244L153 245V247ZM158 246V247H159ZM166 246V245H165ZM174 246V245H173ZM183 246H185V245H183ZM219 246V247H220ZM252 246V245H251ZM261 246V245H260ZM79 247V246H78ZM107 247V246H106ZM117 247V246H116ZM138 247V246H137ZM143 247H141V249L144 251V249H143ZM152 247V245L150 246V248ZM158 247H157V249L156 250H161L160 249V247H159V249H158ZM169 246H166L165 247V249L166 248H168ZM175 247V246H174ZM189 247V246H188ZM200 247V246H199ZM262 247V246H261ZM68 248V247H67ZM96 248V247H95ZM103 248H105V246L103 247ZM113 248V247H112ZM124 248H126V247H124ZM129 248H131V246L129 247ZM129 248H127V253H129L128 252V249ZM150 248H146L147 249V253L146 254H151V252H150ZM170 248V247H169ZM183 248V247H182ZM181 248V249H182ZM185 248H186V246H185ZM225 248V249H226ZM248 247H246L245 249H247ZM253 248H254V246H253ZM263 248V247H262ZM81 249V248H80ZM106 249V248H105ZM105 249H103V250H105ZM114 249H115V247H114ZM116 249H118V248H116ZM132 249V248H131ZM138 249H139V247H138ZM140 249V250H141ZM153 249V248H152ZM163 249H164V247H163ZM162 249V250H163ZM175 249H177V248H172V246H171V249H170V253L169 254H173V253H175L176 251H175ZM240 249V248H239ZM256 249H257V247H256ZM98 250H100V248H98ZM102 250V249H101ZM98 251V252H102V251ZM110 250H112V249H110ZM124 251H125V249H123ZM155 250V249H154ZM155 250V251H156ZM169 250V249H168ZM198 250V249H197ZM218 250H220V248H217L216 250H215V253H217V251ZM106 251V253H107V250H105ZM105 251H103V252H105ZM135 251V250H134ZM142 251V252H143ZM173 251H175V252H173ZM177 251H181L180 249H178ZM189 251V250H188ZM238 251V250H237ZM236 251V252H237ZM97 252V251H96ZM103 252H102V254H103ZM112 252H113V250H112ZM111 252V253H112ZM120 252H122V251H120ZM138 252H140V251H138L137 250V252L136 253H138ZM144 252H146V250L144 251ZM157 252V253H156ZM156 252H152L153 254H151V255H149V256H151L152 257V255H159L158 254V251H156ZM178 252V253H179ZM194 252V251H193ZM205 252V251H204ZM255 252H256V250H255ZM263 252V251H262ZM113 253H115V252H113ZM117 254H119V252H116ZM115 253V254H116ZM133 251H132V255H133ZM177 253V252H176ZM175 253V254H176ZM196 253V252H195ZM219 253V252H218ZM259 254H260V252H258ZM95 255H96V253H94ZM98 254V253H97ZM102 254L100 255V253H99V256H102ZM108 254V253H107ZM131 254H129V255H131ZM145 253H144V255H146ZM179 254H182V253H179ZM193 254V253H192ZM192 254H191V256L190 257H192ZM197 254L198 253H196V254H194V259L196 258V256H197ZM201 253H199V256H201L200 255ZM247 253H245V255H246ZM250 254V253H249ZM256 254V253H255ZM94 255V256H95ZM105 255V254H104ZM108 255H112V257H114L113 256V254H108ZM125 255V254H124ZM127 255V254H126ZM125 255V256H126ZM128 255V256H129ZM140 256L138 257V254H135L134 256H129L132 260L133 259H135V258H133V257H137L138 259H140L141 257L143 258V255H141V252H140V254H139ZM147 255V256H148ZM160 255H161V253H160ZM189 255V254H188ZM187 255V257H189ZM215 255V256H214ZM239 255V254H238ZM258 255V254H257ZM106 256V255H105ZM105 256L103 257L102 256V258H100V257H95V258H97L96 260H95V263L97 262V260H98V258H99V260L101 259H105ZM148 256V257H149ZM162 256H164V255H162ZM168 256V255H167ZM174 256H176V255H174ZM182 256H183V254H182ZM184 256H185V254H184ZM183 256V257H184ZM198 256V257H199ZM205 256V255H204ZM240 256V255H239ZM243 256H244V253H243ZM246 256H248V255H246ZM116 257V256H115ZM122 257V259H120V260H123V262H124V260L126 261V259H124V257L123 256H121ZM120 257V258H121ZM145 257V256H144ZM171 257V256H170ZM192 257V258H193ZM261 257H262V255H261ZM260 257V258H261ZM264 257V256H263ZM94 258V259H95ZM106 258L107 259H109L110 257L109 256H106ZM142 258L140 259V261L138 260L137 262H135L136 261V259L134 260V264H143V261L144 260H142ZM150 258V257H149ZM154 258H156V257H154ZM164 258V257H163ZM175 258V257H174ZM181 258V257H180ZM191 258V259H192ZM199 258H201V257H199ZM247 258V257H246ZM260 258H259V260H260ZM145 259V258H144ZM166 259H167V257H166ZM171 259V258H170ZM173 259V258H172ZM171 259V260H172ZM178 259V258H177ZM188 259V258H187ZM190 259V258H189ZM264 259V258H263ZM91 260V261H92ZM98 260V261H99ZM114 260H116V259H114ZM119 260V255H117V261ZM128 261H129V258L127 259ZM160 260V259H159ZM181 260V259H180ZM183 260H185L186 261V259H183ZM199 260V259H198ZM239 260V259H238ZM244 260V259H243ZM247 260V259H246ZM255 260V259H254ZM91 261H89V263L91 262ZM103 261H105V260H103ZM131 261V260H130ZM172 261H174V259L172 260ZM231 261H230V263H231ZM251 261H252V259H251ZM263 262H264V260H262ZM101 262V261H100ZM107 262V261H106ZM113 262V261H112ZM127 262V261H126ZM198 262V261H197ZM234 262H235V260H234ZM256 262H258V261H256ZM98 263V262H97ZM102 263V262H101ZM116 263V262H115ZM165 263V262H164ZM185 263V262H184ZM188 263V262H187ZM207 263V262H206ZM259 263V262H258ZM86 264H88V262L86 263ZM94 264V263H93ZM113 264V263H112ZM122 264V263H121ZM124 264V263H123ZM125 264H129V262L128 263H125ZM131 264V263H130ZM146 264V263H145ZM161 264V263H160ZM178 264V263H177ZM195 264V263H194ZM251 264V263H250ZM264 264V263H263Z\"/></svg>","mask_w":264,"mask_h":264}]
</instances>
